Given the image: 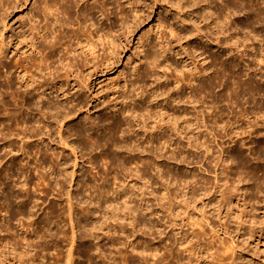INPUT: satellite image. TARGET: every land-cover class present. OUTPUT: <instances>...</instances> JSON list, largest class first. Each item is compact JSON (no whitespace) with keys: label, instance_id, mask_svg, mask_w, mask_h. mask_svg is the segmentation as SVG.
Segmentation results:
<instances>
[{"label":"rangeland","instance_id":"obj_1","mask_svg":"<svg viewBox=\"0 0 264 264\" xmlns=\"http://www.w3.org/2000/svg\"><path fill=\"white\" fill-rule=\"evenodd\" d=\"M99 1H102V0H99ZM257 1L255 0V2L259 3V5L256 3L257 8H260V9H257L258 12L256 11V13H257L256 14L253 11H251V8L249 6L250 0L249 1H247V0H132V2L130 4H125L123 6L122 17L127 22V25H125V26L123 25V27L118 25L119 27L118 26H116V28L114 27L116 30H114V28H112L113 31H115V32L118 31V33L113 32L114 34H116L114 42H111V41H110V43L108 41L96 42L97 44L92 49L93 52L91 54V53H87L86 47H82V46L80 47L79 45H77L75 40H72L71 42L66 40L68 42L67 44L71 45V53L70 54L66 53L67 52L66 49H64L63 51L60 50L57 52H53L51 55L49 54V56H51V57H49V60L47 61V65L50 67V69L57 67L60 60H63L65 62H69V60L71 61L72 65H73V68L71 69V71H72L71 74L74 76V78H73V76H71L72 79L70 78L71 80L69 81V83L66 82L67 84L64 85L65 86L64 89H66V92L68 91L69 96H70V94L74 95L73 97L75 99V103L77 101H79V99L82 98L81 100L84 101L83 103L86 105L84 107V109H82V111L84 113L82 112L81 114L83 116L81 114H77L74 118H71V117L68 118L69 120L73 119L72 120L73 122L70 123V122H67V120H66L64 123H68L70 126L65 124L66 127L64 125L63 128L61 129L62 133L64 131V134H66V135L68 134L67 136L71 137L72 140H70V142L72 141L73 144L72 143L70 144V142H69V145H65L64 143L61 144L62 142L59 143V140L56 139L55 133H51V132H55L57 130L59 122L57 123V125H53V127L55 126L56 130L53 129V127H52L53 130L51 129L52 131L49 132L50 135L45 137V138H49V139H45L46 141H44L45 142L44 144H46V146H48V148L51 150L49 152H52V151L56 152L57 151V153H58V151H59V153H58L60 155L59 159L62 157L61 160L64 161V163L66 161H68L67 162L68 167L65 166L68 169V173L72 172L71 169L76 170V173H75L74 178H73V182L71 183L72 191L75 193V192L80 190V187H78V186H81L82 188H86L88 186L90 187V186L96 185L99 182H102V183H99V185H102L103 183H104V185H106L107 181H108L107 186H109V184H110L112 187V185L115 184L119 187L121 184L118 181L119 180L121 181V179L123 180V178H124L123 181H125V180L126 181L125 182L122 181L123 182L122 184L124 186L121 185L120 187L124 188L125 190L127 189L126 192H128L129 194H132V195L136 191L137 192L139 191L138 194H140V191L142 192L143 190H144L143 193L147 192V191H145L146 187H144L145 186L144 184L148 185V183H150L149 181H151V182L153 181L152 184L154 185L153 188H155V189L158 188L157 186H159L160 189L163 186H166L165 182H167V180L171 184L173 183L174 186L175 185L177 186V187L176 186L174 187L171 184H169L168 186H170L172 188V190L171 189L170 190L173 192H176L178 195L175 194V196H174V194H172L170 191V193L172 195V196L170 195L171 198L166 196L168 198H164V199H162V196H160L161 195L159 192L160 189L158 188L159 191H158V189L157 190L154 189V192L157 193V195L154 196V198H156V199H154L155 200L154 203H153V198H152L153 196L150 197V195L146 194L148 199H150L149 200L150 205H152V203H153V206H157V207H154V208H156V209H154L151 206L152 210L151 209L150 210L153 211L151 216H150V214H148L149 211L148 212L146 211V213L144 212L143 217L145 220L149 216V218H148V220H146V222L148 221L147 223H149V221H150L153 224L155 223L154 225H152L150 223L149 224L146 223L147 228L146 227H143L144 229L142 228V230H144L145 234L143 233V231L141 229L139 231L140 233L137 232L139 230V228H141L139 226H138V229L136 230L135 228L131 229L130 226L125 225L126 227H128V228L124 227L126 229V230L125 229L123 230L125 235L123 234V232L119 233L120 231L118 230V231H113V232H116V234L114 233L115 235L113 234L114 236L110 237V235L113 232L109 231L108 233H111V234H108L106 232L107 227H109V228L115 227L116 228L118 226V222H117L118 220H116L114 222L113 219H108L107 222L104 223L106 225L102 224L103 226H107V227H105L106 229L102 226L101 228H103V229L97 228L95 230V235L98 236V240H94V241L99 243L101 250L104 251L105 254H107L108 251H110V252H108L109 254L111 252L114 253L116 251L115 252L116 254L111 253L113 255V258L115 257L114 260L116 261V263H118L117 260H120L119 262L124 264L123 260L126 259L125 257H128L127 260L130 261L129 258L131 255L132 261L130 262V264H135V263L139 264L140 259L144 264L145 261H143L141 258L143 256L142 255L139 256L140 254L138 253L139 254L138 255L137 251H134L133 247H132L135 243H136L135 245H137V243H138L139 248H140V246L143 247L145 245H149L150 248H151V246H152V248L157 246L159 248L158 252H157L158 253L157 256H159L160 259L163 258V260L160 261L161 264H174V262L177 261L175 256L180 255V254H181L180 259H182L184 264H221V259H223L224 261L227 260L228 264H264V175H263L264 169L262 170V168H264V155H263L264 154V140L262 139V137H264V133H263V131H264V128H263L264 125L263 124L264 123L260 122V123H258V125H255V124L251 125L254 127V129H252L253 127L251 129L256 130L255 134L254 133L249 134L248 132L242 133L239 135V138L241 137L243 140H241L238 144L233 143V142L231 143V140H230V138L232 136L231 134L233 133V131L235 132V129L233 130L232 126L227 124L229 122V120L230 119L234 120V118L236 116V118L240 122L239 125L242 123V125H243L242 127L244 129V128H247V125H248L247 121L249 120V118L251 120H253L251 118V117H253V115L251 114L252 116L250 115L248 119L244 118L245 115H242L240 113H239L240 115L237 114L234 116L232 113L228 112L229 110L226 107L227 106L226 104H228V107L231 108V103L234 106V104H233V103H235L234 101H236V103L238 102L239 104H241L240 106L242 107L245 104V102L247 101L246 104L247 103L248 104L247 105L245 104L243 106L244 108L252 109V107H254L253 105H256V107L253 108L252 110L257 109V111H259L260 110L259 106H262L264 104V95H263L264 94V91H263L264 80H260V74H259V76L257 74L256 78H254L252 76L253 75V73H252L253 69H251V68H254L255 66H257L258 61L261 62L260 60L264 59L263 58L264 52L263 53L261 52V50L263 49L262 46H264V31H263L264 30V26H263L264 25V19H263L264 18V12L262 9V7L264 6V4H263L264 0H262L263 2H261V4H263V6H261V7H260L261 4L259 2L260 0H257ZM37 2H38V0H27V2L24 5L17 7L15 10L10 9V12L8 11V13H10V14L5 18V21H6L5 24L9 25V27H7L6 29L3 27L6 31L2 27H0V30L2 28V33L5 37L4 39H5L6 43H9L8 46H6L4 48H6V51H9V54H8L9 60L11 61V64H12L11 70H12V73H15V76L16 75H23V72H21L20 69H16L15 67H13V62L15 59L18 58L19 55H24L25 52L28 53L29 47L25 46V45H22V46L18 45V42L16 41L15 36H13V34L16 35V33H17V35H19V33L20 34L23 33L22 31L24 30V31H26V33L31 35V32L29 30V25H30L32 20H33L32 23H34V22H35V24L39 23L37 25L38 27L42 26L41 24H43V22H39V20L37 18L32 19V15H31V11H30L31 8H33V11L37 10V4H38ZM240 2H241V4L243 3L244 6L241 5ZM87 3L91 4V5H95L96 9L99 8L98 7V1H95V0H77V3L74 6L75 14L80 13L81 10L87 6ZM238 4H239L240 8H239ZM241 6H243L242 7L243 10L241 9ZM222 7H224L222 9V12H225L228 10V13H229L230 9H233V10H231V12L233 11L232 14L230 15V13H229V17H230L229 20L225 18L226 12L225 13L221 12ZM111 8H112V5L109 4L106 6L107 11H105L106 9L103 8V13H104V14H102L103 16H101V13L97 14L98 17L100 18V21L104 22V24L107 21L110 22L111 20L115 19L114 13H110L112 10L114 11V9L113 8L111 9ZM242 11H244L245 13ZM209 12H211L212 14H210ZM248 12H249V14H248ZM252 12L254 14H252ZM261 14H262V16H261ZM104 15H105V17H104ZM252 15H255V16L252 17ZM232 17H234V18H232ZM108 18L110 21L108 20ZM230 19L234 20L233 21L234 23H230L231 22ZM250 19H252L253 22H250L251 21ZM258 23H260L259 26L262 27L263 30L261 28H257V27H259ZM106 24H108V23H106ZM261 24H262V26H261ZM252 25L254 27H252ZM76 28H77V25L75 24L74 26L68 27V29L67 28H65V29L70 34H72V33H74L73 30ZM36 31L34 30L33 33L35 34ZM254 32L256 33L258 40L260 38L259 41L263 42V43L260 42L262 45L257 44V43H259L258 40L256 42L252 38L251 34ZM43 33H46V31H44ZM37 34L38 33H36L35 35L37 36ZM51 34H52V32H51ZM12 37H14V38H12ZM10 39H12V40H10ZM0 40H3V36H1V31H0ZM9 40H10V42H9ZM207 40H209V42H207ZM38 42L41 43L42 39L40 38L38 40ZM249 42H250V44H249ZM253 42L254 43L256 42V43L253 45L252 44ZM249 45H251V47H252L251 48L252 50L250 49L251 51L249 50V48H250ZM65 46H66V44L64 45V47ZM260 47H262V48L260 49ZM253 48H254L255 52L253 51ZM148 51H150V52H148ZM149 53H150V56L148 57ZM252 54L256 58L257 57H260V58L259 59L257 58V61H256V58ZM252 57H253V59H252ZM252 60L255 62H253ZM83 64H87V66L84 67ZM260 64H263V63H260ZM249 66L250 67L252 66V67L250 68ZM83 68H85V69H83ZM249 68L251 70H249ZM247 69L249 72L246 71ZM80 71H82V74L80 73ZM245 71L247 72V75L244 73ZM250 72L252 74H249ZM61 73H63V72H61ZM90 73H91V76L88 77ZM243 73H244V76L242 75ZM83 74L86 78L85 84H87L88 87L86 85H84V83L81 84L82 83L81 80L84 79L82 77ZM235 74H237V75L239 74L237 78L234 77V76H237ZM75 76H77V78H75ZM230 76H232V78ZM248 76L251 78H249ZM46 77H48V76L46 75ZM25 78H26V74L24 73V79ZM49 78L50 77H48L47 80ZM51 78H52V76H51ZM242 78L244 80H242V82H240ZM252 78L255 79V82H252ZM231 79H232V81H231ZM233 80H235V81H233ZM245 80H247V81H245ZM19 81H21V78H19ZM19 81H18V79L16 80L17 83ZM17 83L15 84V87H18ZM242 83H243V85H242ZM224 84H226V87ZM235 84L239 87V89ZM239 84H240V86H239ZM241 85L242 86L246 85V86L242 87ZM84 86H86V87H84ZM138 86H140V87H138ZM203 86H204V88H202V90H201L200 87H203ZM233 86H235V87H233ZM257 86H258V88H256ZM206 87H208V88H206ZM139 88H141V89H139ZM193 88L195 89L194 92H193V90H194ZM232 88H236V89L232 90ZM242 88L244 90L243 93L241 91ZM259 88L260 89L262 88V91H259ZM134 89H137V90H134ZM138 89L143 90L145 92L144 95H142V96L137 95L136 93L140 92ZM209 89H211L210 94H208ZM190 90H191V92H190ZM196 90H197L196 95H198L199 90H200L199 95L202 96L204 94L202 97H200L199 95L197 96V101H198L199 97H200L199 99L202 101V102L200 100L198 101L199 103L201 102L200 104H203V102L205 101V103L202 106L200 104H195V106H194V103H198V102H191L193 104L192 105L186 99L187 96L190 95V94H188L189 92L195 93ZM247 90L248 91L251 90V96H250V91L248 92ZM52 92L49 91L48 93H52ZM220 92H222L225 97ZM227 92L228 93L230 92V93L228 94ZM253 92H255V94ZM259 92H260V94L261 93L262 94L260 95ZM205 93H207V95H209V96H207V95L205 96ZM59 94H60V92H59ZM252 95L255 96V97L253 96L255 99L252 97ZM184 96H186V98ZM219 96H221V97L223 96V97L218 98ZM242 96H244V97L248 96V98L250 97L249 98L250 100L247 98H244L245 99L244 100ZM203 97H204V99H202ZM205 97H209L208 100L214 98L213 100H210L213 103L212 105H215L217 102L218 104L215 106L220 105L219 107H223L224 109L222 111H224L223 114H225V117L223 116V114H219V112L218 113L216 112V110L218 111V109H216L215 113H214V111H213L214 109L211 108V112L213 111L212 115H211V112L209 110L206 111L205 107H207V106H205V104L208 101H207V98H205ZM232 97L234 100L232 99ZM10 98L11 97H8V99H7L8 103H9V100H12ZM228 98L230 100H228ZM256 98H257V100H256ZM76 99H77V101H76ZM179 99L181 101H179ZM182 99H183V102H182ZM225 99L227 100V101H225L227 103H223ZM185 100L188 102V104L190 103L189 106L186 105L187 103L185 102ZM251 100H253L254 102L253 103L250 102ZM228 101H231V102H228ZM257 101H258V105H257ZM211 102L209 103L210 105H211ZM8 103H7V105L8 106L11 105L13 108L14 107L19 108V106H18L19 103L22 105L21 102L16 103V106L14 104L15 103L14 101H11V103H9V104ZM132 103H133V105H132ZM178 103H180V104H178ZM128 104H130L132 107H134L132 111H134V110L135 111L134 112L131 111V112H132V115L134 113L136 116L132 118V125H129L128 127H126L127 126L126 123L130 124L131 120L128 123L124 116H128V114H130V112L124 113L122 115V113H118V111L115 112L114 109L112 110V108H114V106H115V108H119V107H122V106L128 105ZM209 104L207 103L206 105L209 106ZM250 104H251V106H250ZM259 104H262V105H259ZM21 105H20V107H21ZM199 105L201 106V108ZM196 106H199L197 111H195V109H197ZM247 106H250V107H247ZM12 107L9 108L11 111L13 110ZM225 108H227L228 111ZM262 110H264V108ZM88 111H90L89 112L90 116H91V114L93 115V116H91L93 118V119H91V120H93L92 122H94V121L96 122L97 126L94 124L96 127L95 131L93 129L89 130V128L91 127V124H92L91 122H88L86 120L87 121V122L85 121L86 124H83L84 120H83V118H82V120L80 118L81 116L84 117L86 114L85 112H88ZM187 111H189L190 113H188ZM192 111L194 113L201 111L202 113L200 112V114L196 113L194 115V113ZM1 112H3V110ZM1 112H0V115L2 118L4 116H2L3 114ZM113 112L117 113V114H114ZM145 112L147 114L146 116H144ZM185 112H187V113H185ZM262 112H264V111H262ZM203 113H206L207 116L210 115L207 117L204 114L205 119L207 118L206 121L208 120L206 123H209V125L208 124L207 125L210 128V130L209 131L203 130L205 132V134H203V131L202 132L199 131V133L201 134L200 135L197 131H196L197 133L195 132V129H194L195 128V125H194L195 122L194 121H197V119H199L201 117L200 115H202ZM213 113H214V115H213ZM226 113H227L228 118L226 116ZM231 114H232V117H231ZM140 115H142L145 120L143 118H141L142 116H140ZM162 115L164 116V118L160 117ZM197 115H199L198 118H197ZM217 115H219V116L217 117ZM221 115H222V117H224V120L228 119L227 120L228 122L225 120L224 123H222L221 122ZM241 115H242V118H241ZM158 116H159V118H158ZM191 116L192 117L196 116V119H195V117L192 118ZM214 116H215V118H214ZM255 116L259 117V113H258V115H255ZM94 117L96 120L94 119ZM151 117H153L154 119L153 118L151 119ZM171 117L172 118L174 117V119H172ZM177 118L178 119L180 118V119L178 120ZM113 119H115V120L113 121ZM133 119H134V121H133ZM243 119H246V120H243ZM258 119H260V118H258ZM153 120H154V122H153ZM160 120H162V122L163 121H165V122L171 121L170 125H173V123H176L177 121H179V123L177 122L179 125L176 123L173 126L175 127V125H178L177 129L180 127L179 129H182L180 131H184V132H185V129L183 130V128L184 127L186 128L187 135L185 132L184 133L185 137H183L184 139L182 138L186 144H187L186 139H188V134L190 133L189 136H191L192 135L191 133H193V134L195 133L194 136L192 135L189 138L194 139L193 141L191 139L192 145H194L193 147H195V145H196V147L198 146L197 148L195 147L194 150L195 149L197 151L199 150V152H196V150L192 151V149H193L192 147H188L189 149L188 148L186 149L188 144L186 145L183 141H180L182 139H180V140L177 139L175 136L176 134H174L173 130L172 129L169 130V127L167 129V126L169 124L163 123V125H165V126H163L162 122H160ZM210 120H212V121L214 120V122H212ZM242 120L244 122L246 121L247 123L246 122L244 123ZM143 121H145L146 124H143ZM172 121H173V123H172ZM218 121H219L218 124H214ZM259 121H261V120H259ZM134 122H136L135 124H138L141 122L140 123L141 124L140 129L138 131H134V130H137V128H135V127H139L138 126L139 124L137 126H135V124H133ZM152 122H153V124L155 122H156V124H157V122L159 123L157 125L154 124L156 126V129L158 130V132L160 131L159 133L157 132L155 127H154V130L152 129L153 128ZM183 122H184V124H183ZM220 122H221V124H220ZM72 123H73V125H71ZM212 123H213V125H212ZM116 124H120L121 126L119 125L120 126L119 127ZM210 124L212 126H210ZM219 124L221 126L223 125L222 128L221 127L218 128ZM143 125H145V126H143ZM161 125H162V129L160 128ZM184 125H186V126H184ZM188 125H190V126H188ZM249 125H250V123H249ZM117 126H118V128H117ZM133 126H135V127H133ZM173 126H171V127H173ZM192 126L194 127L193 130H192V128L191 129L189 128ZM256 126H258V127L260 126L259 127L260 129ZM71 127H73V129ZM84 127L85 128L88 127V131H90V133L93 130L92 133H93V137H96V139L94 138L95 140L91 141L92 138H88V140H87V136L85 135V132H83L85 129ZM108 127H109V129H108ZM110 127L113 129V131H109V130H112ZM145 127L148 130L147 131H145V130L141 131L142 129H145ZM77 128L79 131L76 130ZM79 128H81L82 131H80ZM120 128H121V131H120ZM122 128H124V133L122 132L123 131ZM149 128H151V131L153 130V132L157 133V135L155 133V137L157 136L155 138V141L157 143L155 141L153 143L154 146L156 147V150H155V147L152 146L153 144H151V143H150L151 145L149 144L152 151H154L152 153V156H150V157L153 158V155L156 157L159 155L161 157V158L159 156L157 158L154 157L153 158V160L155 161V162L153 161L154 163L152 162V160L151 161L148 160L149 158L147 159V157H148L147 154H143L144 152H146V151H143V149L145 150V148H146V150H147V148H148V150H149V148H150V147H148V141L146 142V139L148 140L147 135L150 133ZM216 128H218V129H216ZM65 129H66V131H65ZM116 129H119V130H116ZM248 129H247V131H249ZM75 130L79 132V133H77L79 137L76 136L77 134H75V132H76ZM98 130H99V132H97ZM127 130L130 131V135L134 133V135H131L132 138L129 137V134L128 135L125 134L126 132L129 133ZM189 130H190V132H189ZM223 130L225 132H223ZM228 130H230L232 132H230ZM162 131H164L165 133H162ZM192 131H194V132H192ZM210 131H212V132H210ZM220 131H222L223 134L225 133L224 135L226 136V139L229 142L224 138L223 135H221L222 133ZM95 132H97V133L95 134ZM110 132H111V134H110ZM121 132L123 133L124 136L126 135L125 137L127 139L123 136L120 137L122 135ZM137 132L139 133V135H140V133H141V135H142V133H145L142 136L137 135L139 139L143 138L142 140H139L137 138V136L135 135V133L137 134ZM217 132L220 133V137L218 136L219 133H217ZM228 132L230 133L229 137H227L229 135ZM72 133H74V134L72 136H70ZM116 133H117V137H115ZM169 133L171 134V138H174V140L173 139L171 140V143L167 142L168 140L171 139V138L168 139L169 138L168 136L170 135ZM246 133H248V135ZM79 134L84 135L86 138H84V136H82V135L80 136ZM165 134L168 136H166ZM197 134H199V135H197ZM211 134H213V135H211ZM257 134H259L260 136H261V134H263V135L260 137ZM94 135H97V136H94ZM113 135L115 138L113 137ZM215 135L218 139L215 137ZM234 135L235 136L232 137V140L233 139L236 140L238 137V136H236L235 133H234ZM250 135H252L253 138ZM134 136H136V137H134ZM160 136L164 137L163 140L166 141L165 144H164V142H161V141H163L162 139L161 140L159 139ZM186 136H187V138H186ZM206 136H207V138H206ZM210 136H213V137H210ZM221 136L223 137V139H225V141L221 138ZM109 137H110V139H109ZM140 137H142V138H140ZM145 137H147V138H145ZM200 137L202 139L204 138L205 139L204 141L207 144L204 141H202L200 143V141L202 140ZM235 137H236V139H235ZM112 138H114V139H112ZM119 138H121V139H119ZM197 138H199L198 139L199 143H198V140L196 141ZM211 138H213L214 140H212ZM69 139H68V141H69ZM89 139H91V140H89ZM111 139H112V141H111ZM209 139H210V141H208ZM105 140L113 142V145L108 146L109 144H112V143L106 142ZM157 140L158 141L160 140V141L158 142ZM221 140H222V142H221ZM248 140H249V142L250 141L251 142L249 143ZM95 141L97 143L93 144ZM116 141L117 142L120 141L118 143L120 145H118ZM172 141H174V142L172 143ZM175 141H176V143L178 141H180V142H178L176 144ZM226 141L228 144L225 143ZM141 142H142L143 146H142V144H139ZM181 142H182V145H181ZM194 142H196L198 145L196 143L194 144ZM223 142L225 143V145H223ZM242 142H244L246 144V146H243L245 144ZM258 142H260V143L258 144ZM114 143L116 144V146H114L115 145ZM124 143H127V144H125V145H127V147L129 145V147H128L130 149V150L128 149L129 152H133L132 150H134V152L137 154L136 155V156H138L137 162L139 160V162L141 163V166H140V164L138 162V169L140 171L139 167L142 168L141 170H143V166L145 167L144 168L145 172L143 171L145 173V177L142 176L144 174H142L143 172L140 171L139 173H137L139 176H133V177H136V179H137L135 181V179L131 175H129L130 173L128 172L129 171L128 167H130V166L127 165L126 169L125 168L123 169V167H121V164L118 161L121 160L125 154L126 155L128 154V152H127L128 150L125 151V149H123V151H122V148H124V146H123ZM158 143H161V146L164 144L163 147L164 148L166 147V149L162 150L161 149L162 147ZM174 143H175V146H174ZM208 143H211V144L209 145ZM240 143L243 145H241ZM121 144L123 147L121 146ZM133 144H136L135 147L136 148L138 147V149L141 146L142 151L141 152L139 151L141 149H139V150L135 149ZM144 144H146L145 148H143L145 146ZM183 144H185V145H183ZM202 144L205 145V147L201 146ZM156 145L158 146V148L160 147V149L158 151H160L162 153L161 155L157 151ZM170 145H171V147L173 145V147H172L173 150H171L172 152L170 151V149H172L170 147ZM176 145H177V147H176ZM211 145H213V146H211ZM233 145L235 147H233ZM262 145H263V147H262ZM68 146H70V147H68ZM112 146H114V147H112ZM117 146H118V148H116ZM178 146H180V147H178ZM181 146H184L183 147L184 149H182ZM206 146L210 149L209 151H211L212 148H213V150L211 152H205L204 149H206ZM226 146H227V148H226ZM248 146L250 148H247ZM119 147L120 148L122 147L121 150L119 149ZM231 147H232V149H231ZM253 147L254 148L256 147V148L254 149ZM153 148H154V150H153ZM179 148H181L182 150ZM219 148H224L225 151L227 150L229 152L234 153V154L228 153L227 151L224 153L223 160L226 161L225 164L227 167L225 166L224 162L222 164L219 161V159L217 158L218 156H220L218 154V152L220 153V150H218ZM71 149H73L72 151H74L76 155H73L72 151H70ZM175 149H177L178 151L177 150L174 151ZM185 149H186V151H185ZM202 149H203V151H202ZM233 149H234V151H233ZM236 149H238L239 151L241 149L242 151L239 152ZM259 150H261V152ZM108 151H109V155L107 153ZM112 151H115V153H117L119 156L117 154H114ZM124 151H125V153H124ZM165 151L167 154L165 153ZM188 151L191 152V153L189 152V155H188ZM192 152H194V153H192ZM138 153H141L142 155L138 154ZM156 153L157 154L159 153V154L157 155ZM169 153H171V154L174 153L173 154L174 156L171 155V156H173L172 157L173 159H170L171 156ZM175 153L178 155H176ZM185 153H187V154H185ZM207 153L209 154V156H206ZM212 153H213V155H212ZM239 153H240V155H238ZM257 153H259V154H257ZM106 154H107V156H106ZM112 154H114V158H113ZM204 154H206V155L203 156ZM115 155H117V157ZM120 155L122 156V158L119 159V157H121ZM143 155H147V156H144V158H143ZM192 155H193V157H192ZM74 156L77 157V165L75 167H73L75 164V163H73L74 162L73 161ZM109 156L112 158V160L114 159L118 163L115 162L114 160L111 161V158H109ZM162 156H163V158H162ZM166 156L169 158L166 159ZM177 156H179L181 158H179ZM228 156H229V158H227ZM240 156H241V158H239ZM242 156L244 158L245 157L246 158L243 159ZM63 157H64V160H63ZM140 157H141V159H139ZM184 157L186 159L189 157V159H187V161H186V162L190 161L188 163V165L185 164L186 162L184 161V159H185ZM203 157H204V159H202ZM209 157H211V158H209ZM225 157H226V159H225ZM231 157H232V159H231ZM234 157H236V158H234ZM65 158H66V161H65ZM68 158H70V161L72 159L73 160L71 162H69V160H67ZM135 158H137V157H135ZM19 159H21V158H18L17 161H15V162L18 163ZM143 159H144V161L145 160L150 161L149 166L151 168L150 167L147 168L148 165H146V163L148 161L147 162L146 161L141 162V160H143ZM161 159L163 162L161 161ZM175 159H178L180 162L178 160H175ZM180 159H183V160H180ZM213 159H214V161H213ZM233 159H236V161H234ZM167 160H169V163L171 162L173 165L169 164ZM174 160L176 162H174ZM191 160H192V162L193 161L194 162L192 163ZM208 160L210 162H208ZM232 160H233V163H232ZM237 160L239 162H237ZM248 160H250V161H248ZM215 162H217L216 166H215ZM244 162H246V163L244 164ZM67 163L65 165H67ZM247 163H248V165H247ZM252 163H253V165H252ZM117 164H119V165H117ZM230 164H231V166H230ZM16 165H17L16 167H20V166H18V164H16ZM158 165H160L161 169H163V170L167 169L166 173H165V171H162ZM166 165H168V167ZM169 165H171L172 167ZM132 166H134L133 167V169H134L136 165H134V163H133ZM152 166L155 168L158 167L157 169H155V170H157V172L154 171V168ZM181 166L183 167V169L181 168ZM188 166L192 170H190V168ZM222 166H223V169H226L224 171L225 173L223 172L225 175L224 174L222 175V177L224 176V178L226 179L225 180L226 182L224 181L225 183L222 184V181L220 180L221 184L219 182L218 185H220V186L222 185L223 187L217 186L219 188H215L213 186L214 184H216L215 183V174L217 172L222 171V168H221ZM255 166H257V168H255ZM229 167L230 168L232 167V168L230 169ZM243 167H246V170ZM121 168H122V170H121ZM247 168L249 170H247ZM158 169H160V171ZM177 169L178 170L180 169V170L178 171ZM255 169L256 170L259 169L260 171L259 170L256 171ZM235 170H236L237 176L241 175L240 176L241 178L237 177L236 174H234ZM126 171L129 174L124 173ZM168 171H170V172H168ZM187 171H189V174ZM226 171L229 172L228 176L226 175L227 174ZM232 171L234 173H232ZM243 171H248V172L245 173ZM148 172H150V173H148ZM151 172H152V174H151ZM177 172H179V174ZM190 172H192V173H190ZM121 173L123 174L124 177L121 175ZM133 173H132V175H133ZM159 173H160V175H159ZM162 173L165 175L167 173L168 174L172 173L173 178L175 177V174H173V173H176V175L178 174V178H180L181 180L177 178L178 181L177 182L175 181V183H174L173 178H171L172 176L169 177L168 174H167V176L163 175L165 177L163 179H161ZM180 173L183 174L184 176L185 175L186 176L184 177ZM137 174H135V175H137ZM147 174L148 175L151 174V175L148 176ZM217 174H220V173H217ZM232 174H234V175H232ZM1 175H3V174H0V177H1ZM128 175L132 178L129 179ZM153 175H155V177H153ZM191 175H193V176H191ZM230 175L233 177L231 178ZM69 176H70V174L68 175V177ZM147 176L149 179L146 178ZM150 176H152L154 179L152 178L150 180ZM188 176H189V178L194 177V176L196 177V178L194 177L195 179L194 178L190 179V181L193 180V181H191L190 186H192V184H193V186L195 185L194 187L196 190H197L196 187H199V185L192 183V182L198 181V183L199 184L202 183L203 186L204 185L206 187L213 186V189L211 190V193L210 194L207 193L208 195L206 194L205 197L203 194H202L203 196L201 195L202 198L197 196V201L195 200L192 203H189L190 201L187 203L184 201L182 202L181 199H178V200L176 199L177 204L175 203V205H174L175 207H174V210L172 213L170 207H168L169 210L167 208L168 201L171 202L172 197H179L181 195L182 188L184 186H186L185 181H186V179L187 180L189 179ZM229 176L231 179L229 178ZM242 176H243V178H242ZM114 177L116 178V180ZM137 177L138 178L140 177V180H142L141 181L142 184L146 180L148 181V183H144L143 186H141L142 184L140 183V180L138 181ZM141 177H143V179ZM201 177H202V179H201ZM234 177H237V178L235 179ZM244 177L246 180H241V179H244ZM4 178H5V175H3L0 178V183L2 184V185H0V192H1V190L4 191L6 189V186H5L6 182H10L9 179H6L8 181L5 182ZM66 178H67V176H66ZM157 178H160V179L157 180ZM203 178H204V182L202 181ZM247 178H249L250 180ZM2 179L4 180L3 183H2ZM106 179H108V180H106ZM169 179L172 181H170ZM68 180L70 181L69 178H67V181ZM75 180L77 181V183H75L76 182ZM78 180L82 181L83 184H81V182H79ZM104 180H105V182H104ZM154 180H156V181L154 182ZM161 180H165V182L162 181V184H161V182H160ZM183 180H185V181L183 182ZM199 180H201V183ZM239 180H240V182H239ZM232 181H234V182H232ZM236 181H238V182H236ZM247 181L250 182V183H248L249 186L247 185ZM113 182H115V183H113ZM128 182H129V184H128ZM169 182H167V184ZM205 182L207 184H204ZM216 182H217V180H216ZM244 182H246V184ZM4 183H5V185H4ZM94 183H96V184H94ZM118 183L120 185H118ZM124 183H126V184H124ZM133 183L135 184V186ZM155 183H156V186H155ZM74 184H77V185L79 184L78 186L76 185L79 189ZM139 184H141V185H139ZM181 184H184V185L181 186ZM236 184H237V188L235 187V189L232 190L234 188V186H236ZM178 185H179V187H178ZM72 186L74 189L72 188ZM137 186L138 187L141 186L142 190L141 189L138 190V188H135ZM128 187H130V188H128ZM131 187H133V190H132L133 193H132V191L129 192V189L130 190L132 189ZM173 187L175 189L177 188V190H175ZM194 187H192V188H194ZM256 187H258V188L260 187L261 189L257 188V190H256L255 189ZM75 188H77V189H75ZM82 188H81V190L83 192L84 190ZM192 188H190L189 192L191 191ZM220 188L225 190V192H223V190L221 191L223 194L220 191H218V192H220L221 194H218L217 190L218 189L221 190ZM239 188L242 192L238 196L239 192H237L238 191L237 189H239ZM51 189L52 188H49L48 189L49 194H48V192H47L48 195L46 194L48 197L45 195L46 197L44 199H45L46 203L36 205L37 206V207L35 206L36 210L33 209V211L37 212V215L40 214L41 217L46 212L47 213H49L51 211L54 212L53 214L54 215L56 214V215L54 216L51 213L52 217H55V218L57 217V219L59 217L60 218L59 220L62 221L61 223L66 224L63 227L65 230L62 228V230H64V232L62 234H60L61 236H59V237L57 236V238H56L57 242H55V241H54V243H53V241H51V243L49 242L50 246H49V243L46 244L47 246H49V248H47L46 245L43 247H38L40 249L37 248V250L36 249L34 251L32 250L31 251L32 253H30V252L27 253L29 255L26 254L27 256L26 255H25L26 257L23 256L22 259L18 258L19 255H17L18 257H15L16 255L14 256L13 253L6 252L5 260L1 261L2 263H0V264H21L22 262H23L22 264H30L31 263L30 261H32V262L34 261V263H31V264H40V263L43 264L44 262H45L44 264H64L65 259H66V254H67L65 252L69 249L68 246L70 247L71 243L74 246V248H73V250H74L73 257L75 260L74 264H105L106 262L109 263V261L111 260L110 257L109 258L106 257L107 260L110 259L109 261H106V259H104L105 261H101L104 256L101 257L102 259L99 258L100 256L99 257L97 256L99 251H96L95 250L96 247L95 248L93 247L95 245V243L93 244L94 238L93 239L90 238L91 241L90 240L87 241L86 238H85L86 240L85 239L82 240L77 236L78 234H76V238H74L75 241L73 240L74 242H72V239H71L72 231H71V228L68 226V225H70L69 222H67V220H69V219L66 215H65V217H67V218H64L63 217L64 214L60 213V211L62 212V210H63L62 208L65 207L66 201H64V200L66 199V197L64 195V196H62L63 198L61 199L60 196L55 195V193H57V191L55 189H53L54 191ZM195 189H193V190H195ZM214 189H216V190L213 191ZM244 189L245 190L247 189L249 191H245ZM81 190H80V193H82ZM92 190H93V188H92ZM198 190H200V189L198 188ZM157 191L159 192L160 195L158 194ZM197 191L195 193L196 195H197ZM200 191H198V193ZM233 191H236L237 194H236V192H233ZM243 191H244V193H243ZM50 192H51V194H50ZM213 192L217 193V194L215 193L216 196L214 195ZM246 192H248V194ZM1 193H0V201L1 200L3 201V196H4L3 193L4 192H1ZM156 193H153V194H156ZM234 193H235V195H233ZM83 195L85 196V194H83ZM132 195H131V197H132ZM222 195H223V197H225V199H228V196H229V200L232 197V199L229 201L230 204L227 205L228 201L222 199L223 198ZM80 196H82V195H80ZM136 196H137V194H135L133 197L136 198ZM157 196H159V197H157ZM236 196H237V198H236ZM242 196H243V198H242ZM86 197H87V195H86ZM198 197H199V199H198ZM239 197H240V199H239ZM135 198H133V199H135ZM40 200L38 201L39 203H41ZM218 200H222V201L218 202ZM223 200L226 203L222 204ZM128 201H129V199H128ZM150 201H152V202H150ZM156 201H158V205H157ZM159 201H161V202L159 203ZM179 201H181V202H179ZM15 202L16 203L13 202L14 205L12 204L14 208H12V206H10V210L12 208V212L10 213V215L12 213L14 214V212L17 210L16 209L17 208L16 207L17 201H15ZM52 202L56 203V205H54V203L52 204ZM163 202L164 203L167 202V203H165V204H167V206L164 205L165 207H163V204H164ZM178 202H179V204H178ZM32 204H33V202H32ZM160 204H162V205H160ZM0 205H1V207H3L1 203H0ZM41 205H42V207H41ZM47 205L49 206V208ZM51 206H53V207H51ZM56 206H57V210L55 208ZM158 206H160L162 212L159 210L160 208ZM219 207H221V208H219ZM53 208H55V209H53ZM77 208H79V207L76 206V210H77ZM124 209H125V207H124ZM38 210L40 212H38ZM125 210H127V209H125ZM154 211H155V213H154ZM42 212H43V214H42ZM57 213H60V214H57ZM124 213H126V212H124ZM156 213L158 215H156ZM168 213H170V214L172 213L173 215H168ZM2 214H4V213L3 212L0 213V217ZM51 214H50V216H51ZM162 214L165 215V218ZM7 215L9 216V214H7ZM153 215L156 218L154 217L152 219ZM166 215H168L174 221L169 219V217ZM61 216H62V218H61ZM145 216H147V217L145 218ZM19 217H21V216L16 214V217H15L16 220ZM161 217H162V220H161ZM157 218H158V220H157ZM149 219H152L155 222H153ZM16 220L15 219L13 220L16 224L12 223V225L14 227H16V225L18 223V220L17 221ZM112 220H113V222H111ZM169 220H170V223L168 222ZM160 221H163V222H160ZM202 221L203 222L205 221V223L203 225H201ZM165 222H167V223H165ZM112 223H114V224L112 225ZM24 224H25V226L26 225L28 226L27 223H24ZM156 224H158V226ZM162 224H164L165 226ZM114 225H116V226H114ZM147 225H150L151 227L150 226L148 227ZM166 225H168L169 227ZM152 226H153V228H152ZM145 228H146V230H145ZM127 229H130V231L132 230L131 232L133 234ZM147 229L149 232L151 230L152 233L151 232L147 233L146 232ZM133 230H136V232ZM154 230H156V231H154ZM157 230H158V232H157ZM70 231H71V233H70ZM193 231L200 236L194 237ZM128 232L131 233V235ZM159 232L161 233L160 235H159ZM167 232H168V234H167ZM141 234H143V235H141ZM165 234H167V236ZM191 234H193L192 235L193 237L191 236ZM65 235H66V239L64 237ZM105 235H107V236L109 235L108 238H107V236L105 237ZM118 235H120V236H118ZM122 236H124V237H122ZM126 236L127 237L131 236V237L129 239V237L127 238ZM109 237H110V244L114 245V247L116 246L115 248L109 244ZM125 237H126V239H125ZM60 238H62V239H60ZM112 238H114V241ZM153 238H155L154 240H156V241H153L152 240ZM165 239H167V240L165 241ZM111 240L113 243L111 242ZM116 240H118L120 242H118ZM174 241L175 242L177 241V242L175 243ZM181 241H182V245H181V243H179ZM114 242L116 244L118 243L119 246H118V244L116 245ZM123 242H124V244H123ZM121 243H122V245H121ZM56 244H57V246H56ZM154 244H156V245L154 246ZM179 244H180V246H179ZM91 245L93 248L91 247L92 250H89V246H91ZM117 248L121 251H119ZM107 249H109V250H107ZM111 249L112 250L114 249V251H111ZM184 249H186V251L181 253V251H183ZM21 251L18 250L17 252H21ZM90 251H92V252L95 251L96 253L91 252V254H92L91 255ZM165 251H166V253H165ZM119 252L120 253L122 252L121 253L122 255H119L120 254ZM88 253H89V255H88ZM147 253L152 254L153 252L149 251ZM154 253H153V255L144 254V255H147L148 257H151V256L154 257V258L152 257L151 260H150V258H148V261L152 262V264L158 260V257H156L154 255ZM78 254H80V255L78 256ZM123 255L124 256L126 255V256L124 257ZM121 256L124 258L122 259ZM13 257L15 259H13ZM134 257H135V260H134ZM16 258H18V259H16ZM119 258H121L122 261ZM212 258H214V259H212ZM43 259H44V262L42 261ZM112 260L110 261L109 264L114 263V261H112ZM133 260H134V262H133ZM103 262H105V263H103ZM160 263H157V264H160ZM140 264H142V263H140Z\"/></svg>","mask_w":264,"mask_h":264},{"label":"bare ground","instance_id":"obj_2","mask_svg":"<svg viewBox=\"0 0 264 264\" xmlns=\"http://www.w3.org/2000/svg\"><path fill=\"white\" fill-rule=\"evenodd\" d=\"M95 1H98V7L99 8H97L96 9V6L95 5H91V4H88L87 3V6L84 8V9H82L81 10V12L80 13H78V14H75V12H74V6H75V4L77 3V0H38V4H37V10L35 11H33V8H31V15H32V19H34V18H37L38 20H39V22H43V24H41L40 26L41 27H38L37 25L39 24V23H36L35 24V22L34 23H32V21H31V23H30V25H29V30H30V32H31V35L30 34H28V33H26V31H22L23 33H19V35H17V33H16V35H14L13 34V36H15V39H16V41L18 42V45H20V46H22V45H25V46H28L29 47V52L27 53V52H25V54L24 55H19L18 56V58L17 59H15L14 60V62H13V67H15L16 69H20V71L21 72H23V75H16L15 76V73H12V70H11V67H12V64H11V61L9 60V51H6V48H4V47H6V46H8V44L9 43H6V41H5V37H4V35H3V33H2V28L4 27L5 29L7 28V27H9V25H7V24H5V18L10 14V13H8V11L10 12V9L12 10H15L17 7H19V6H22V5H24L26 2H27V0H0V27H2L1 28V36H3V40H0V112L3 110V112H1L3 115L2 116H4V117H2L1 118V115H0V174H3V175H5V182L6 181H8V180H6V179H9L10 180V182H6V185H5V183H4V185L6 186V189L3 191V190H1V192H4L3 193V201L1 202L0 201V203L2 204V206L3 207H1V205H0V213H4V214H2L1 215V217H0V263H2L1 261H4L5 260V255H6V252H11V253H13V255L15 256V257H18L17 255H19V257L18 258H20V259H22V257L23 256H25L27 253H32L31 251L33 250H37V248L38 247H43V246H45L46 244H48L49 242L51 243V241H53V243H54V241L55 242H57L56 241V238H57V236L59 237V236H61L60 234H62L63 232H64V226L66 225L64 222V224H62L61 222L62 221H60L59 219V217H58V219H57V217L55 218V217H52V214L54 213V212H49V213H44L43 214V212H42V217L40 216V214L39 215H37V212H35V211H33V209H35L36 210V208H35V206L36 205H38V204H45L46 202H45V197L49 194V192H48V189L49 188H52L51 190H53V189H55L56 191H57V193L59 194H57V193H55V195H57V196H60L61 197V199L63 198L62 196H64L65 195V197H66V199L64 200V201H66L65 202V207H63L62 209V212L60 211V213L61 214H64V218H67L68 217V219L69 220H67V222H69V224L70 225H68L70 228H71V231H72V237H71V239H72V242H74L75 240H74V238H76V234H78L77 236L80 238V239H87V241H89L90 240V238H94L93 239V241L94 240H98V236L97 235H95V230L97 229V228H99V229H103V228H101L103 225L102 224H104L105 222H107V220L108 219H113L114 220V222L116 221V220H118L117 222H118V226L115 228V227H112V228H109V227H107V226H103L104 228L105 227H107V233L109 232V231H120L119 233H121V232H123V230L125 229L124 227H126L125 225H127V226H130L131 227V229L132 228H135L136 230L138 229V226L139 227H141V228H139V230L137 231L138 233H140L139 231H140V229L142 230V228L143 227H146V223L148 222H146V220H148V218H149V216H148V218L145 220L144 219V212L146 213V211L148 212L149 211V213L148 214H150V216L152 215V213H153V211H151L152 209H151V206L154 208V207H157V206H153V203H154V199H156V198H154V196H156L157 195V193L156 192H154V189L155 188H153V184H152V182L151 181H149L150 183H148V181L146 182H144V183H148V185H146V184H144L145 186L144 187H146L145 188V191H147V192H145V193H143V191L141 192L140 191V194H138L139 193V191L137 192L136 190V192L135 193H133V187L135 186V184H134V186L133 187H131L132 189L130 190L129 189V192H131L132 191V193H133V195L132 194H129L128 192H126V190L124 189V188H121L120 186L121 185H123L122 183L123 182H125V181H123L124 180V178H123V180L121 179V181L119 180L118 182H120V184L118 183V185H120L119 187L117 186V185H112V187H111V185L109 184V186H107V182H106V185H104V183L102 184V185H99V183H102V182H99L98 184H96V183H94V184H96V185H93V186H88L87 184V186L88 187H86V188H82L81 186H78L77 184H74L75 186L77 185L78 187H80V190H81V188L84 190L83 192H82V190H81V192L83 193V194H85V196L82 194V193H80V190L79 191H77V192H73L72 191V189H71V183L73 182V178H74V175H75V173H76V170H74V169H71L72 170V172L71 173H68V169H67V167H68V161H66V158H65V163H64V161H62L61 160V158L59 159V157H60V155L58 154L59 153V151H58V153H57V151L55 152V151H52V152H49V151H51L49 148H48V146H46V144H44L45 142L44 141H46L45 139H49V138H45V137H47V136H49L50 134H49V132L50 131H52L53 129H55L56 130V128H55V126L53 127V125H57V123H58V128H57V130L55 131V132H51V133H55V135H56V139L57 140H59V143H61V144H65V145H69V142H70V140H72L71 139V137H69V136H67L66 134H64V131H63V133L61 132V129L63 128V126L65 125V124H67L68 126H70L68 123H64L66 120H67V122H73L72 120H69L68 118H74L77 114H81L83 111H82V109H84V107L86 106L83 102L84 101H82L81 99H79V101H77V99H76V103H75V99H74V95H71L70 94V96L68 95V91L66 92V89H64L65 88V84H67V83H69V81L72 79V77L71 76H73L71 73H72V71H71V69L73 68V65H72V63H71V61L69 60V62H65V61H63V60H60V64L58 63V65H57V67H54L53 69H50V67L47 65V61L49 60V57H51V56H49V54L51 55L53 52H57V51H63L64 49H66V53H68V54H70L71 53V45L69 44H67L68 42L66 41V40H68L69 42H71L72 40H75L76 41V44L77 45H79L80 47L82 46V47H86L87 49V53H91L92 54V52H93V48H94V46L97 44L96 42H101V41H108L109 43H110V41L111 42H114V40H115V35L116 34H114V33H118V31L117 32H115V31H113V29L112 28H116V26H118V25H120V26H122L123 27V25L125 26V25H127V22L124 20V18L122 17V15H123V6L125 5V4H130L131 2H132V0H102V1H99V0H95ZM247 1H249V0H247ZM257 1V0H256ZM258 2V1H257ZM257 2H255V0H250V8H251V11H253L254 13H256V11H257V9H260V8H257V5H256V3ZM260 2V4H261V2H263L262 0H260L259 1ZM109 4H111L112 5V8L114 9V11L112 10L110 13H114V16H115V19L114 20H109V18H108V20L110 21V22H105V24H104V22H101L100 21V18L98 17V13H101V16H103L102 14H104L103 13V8H105L106 9V6L107 5H109ZM240 4H241V2H240ZM258 5H259V3H257ZM263 4H264V2H263ZM263 4H261L260 5V7L261 6H263ZM241 5H243V3L241 4ZM238 6H239V4H238ZM244 6V5H243ZM243 6H241V9H242V7ZM248 6V7H249ZM111 8V9H112ZM224 7H222L221 8V12H222V9H223ZM229 8V7H228ZM239 8H240V6H239ZM245 8V7H244ZM249 9V8H248ZM262 9H263V12H264V6L262 7ZM261 9V10H262ZM227 10V9H226ZM231 10H233V9H230V15L232 14V12H231ZM240 10V9H239ZM243 10V9H242ZM260 10V11H261ZM105 11H107V9L105 10ZM241 11V10H240ZM249 11V10H248ZM226 12V13H225ZM225 12H222V13H225V18L226 19H228L229 20V13H228V10L227 11H225ZM242 12H244V11H242ZM252 12V14H254ZM258 12V11H257ZM210 14H212L211 12H209ZM245 13V12H244ZM248 14H249V12H248ZM251 14V13H250ZM257 14V13H256ZM55 16V17H54ZM253 16H255V15H252V17ZM261 16H262V14H261ZM104 17H105V15H104ZM228 17V18H227ZM251 17V16H250ZM251 17V18H252ZM232 18H234V17H232ZM255 18V17H254ZM36 19V20H37ZM264 19V18H263ZM37 20V21H38ZM231 20V22L230 23H234L233 21L234 20H232V19H230ZM251 21L250 22H253L252 21V19H250ZM254 20V19H253ZM35 21V20H34ZM255 21V20H254ZM263 22V21H262ZM106 23H108V24H106ZM255 23V22H254ZM77 25V28L76 29H74L73 30V32L74 33H72V34H70L68 31H66V29L65 28H67L68 29V27H72V26H74V25ZM250 24V23H249ZM105 25V26H104ZM260 25V23H258V26ZM251 26V25H250ZM261 26H262V24H261ZM264 26V25H263ZM119 27V26H118ZM252 27H254L253 25H252ZM3 28V29H4ZM64 28V29H63ZM114 28V30H116ZM248 28V27H247ZM256 28V27H255ZM257 28H261L262 30H263V28L262 27H257ZM4 29V30H5ZM9 29V28H8ZM260 29V30H261ZM34 30L36 31V33H38L37 34V36L33 33L34 32ZM249 30V29H248ZM255 30V29H254ZM6 31V30H5ZM44 31H46V33H43ZM258 31V30H257ZM256 31V32H257ZM264 31V30H263ZM11 32V31H10ZM51 32H52V34H51ZM114 32V33H113ZM249 32V31H248ZM253 32V31H252ZM260 32V31H259ZM12 33V32H11ZM43 33V34H42ZM251 33V32H250ZM249 33V34H250ZM263 33V32H262ZM248 34V35H249ZM259 34V33H258ZM252 35V38L254 39V41H256L257 42V40H258V37L256 36V33L254 32V33H252L251 34ZM261 35V34H260ZM249 37V36H248ZM2 38V37H1ZM7 38V37H6ZM10 38V37H9ZM12 38H14V37H12ZM42 39V42L41 43H39L38 42V40L39 39ZM250 38V37H249ZM248 38V39H249ZM251 39V38H250ZM252 39V40H253ZM10 40H12V39H10ZM10 40H9V42H10ZM259 40H260V38H259ZM258 40V42L259 43H257V44H261V43H263V42H261V41H259ZM263 40V39H262ZM12 42V41H11ZM207 42H209V40H207ZM251 42V41H250ZM250 42H249V44H250ZM255 42V43H256ZM261 42V43H260ZM254 42L252 43L253 45L255 44ZM66 44V46L64 47V45ZM256 44V45H257ZM252 45V46H253ZM262 45V44H261ZM259 46V45H258ZM249 50L252 48L251 47V45H249ZM263 47V49L261 50V52L263 53L264 52V46H262ZM262 47H260V49L262 48ZM252 50V49H251ZM250 50V51H251ZM253 51H254V48H253ZM258 51V50H257ZM17 52V51H16ZM48 52V53H47ZM148 52H150V51H148ZM255 52V51H254ZM260 52V53H261ZM46 53V54H45ZM84 53V52H83ZM252 53V52H251ZM259 53V52H258ZM254 54V53H253ZM252 54V55H253ZM256 55V54H255ZM263 55V54H262ZM150 56V53H149V55H148V57ZM254 56V55H253ZM257 56V55H256ZM255 57V56H254ZM70 58V57H69ZM256 58V57H255ZM258 59L260 58V57H257ZM257 58H256V61H257ZM263 58H264V55H263ZM252 59H253V57H252ZM262 59V58H261ZM68 60V59H67ZM66 60V61H67ZM106 61V60H105ZM253 61V60H252ZM261 62H259L258 61V64H257V66H253L254 68H251L250 66V68L251 69H253L252 70V73H253V77L254 78H256V76H257V74H258V76H259V74H260V80H264V59L263 60H260ZM253 62H255V61H253ZM260 63H263V64H260ZM252 64V63H251ZM254 64V63H253ZM84 65V67H86L87 66V64H83ZM255 65V64H254ZM249 68V70H251ZM83 69H85V68H83ZM63 72V73H61V72ZM85 71V70H84ZM83 71V72H84ZM247 72H249L248 71V69L246 70ZM244 72L246 75H247V72ZM24 73L26 74V78L24 79ZM61 73V74H60ZM80 73L82 74V71H80ZM244 73L242 74L243 76H244ZM251 72L249 73V74H252ZM248 74V75H249ZM46 75L48 76V77H50L48 80H47V78L48 77H46ZM235 75H237V74H235ZM239 75V74H238ZM238 75L237 76H234V77H238ZM51 76H52V78H51ZM91 76V73L89 74V76L88 77H90ZM82 77L84 78V79H82L81 80V84H83L84 83V85H86L87 86V84H85V76H84V74L82 75ZM231 78H232V76H230ZM233 77V78H234ZM249 77V76H248ZM247 77V78H248ZM19 78H21V81H19ZM71 78V79H70ZM73 78H74V76H73ZM75 78H77V76H75ZM235 78V79H236ZM241 78V77H240ZM249 78H251V77H249ZM254 78H252V82H255V79ZM18 79V83L16 82V80ZM230 79V78H229ZM246 79V78H245ZM47 80V81H46ZM242 80H244L243 78L241 79V81L240 82H242ZM248 80V79H247ZM247 80H245V81H247ZM227 81V80H226ZM231 81H232V79H231ZM233 81H235V80H233ZM18 84L17 86L18 87H15V84L16 83ZM64 82V83H63ZM67 82V83H66ZM80 82V81H79ZM258 82V81H257ZM237 83V82H236ZM244 83V82H243ZM243 83H242V85H243ZM249 83V82H248ZM259 83V82H258ZM262 83V82H261ZM247 84V83H246ZM250 84V83H249ZM260 84V83H259ZM263 84V83H262ZM200 85V84H199ZM225 85V87H226V84H224ZM236 85V84H235ZM241 85V86H242ZM86 86H84V87H86ZM202 86V85H201ZM237 86V85H236ZM239 86H240V84H239ZM244 86H246V85H244ZM244 86H242V87H244ZM261 86V85H260ZM88 87V86H87ZM138 87H140V86H138ZM137 87V88H138ZM196 87V86H195ZM230 87V86H229ZM233 87H235V86H233ZM238 87V86H237ZM236 87V88H237ZM248 87V86H247ZM199 88V87H198ZM201 88V90H202V88H204V86L203 87H200ZM199 88V89H200ZM206 88H208V87H206ZM210 88V87H209ZM228 88V87H227ZM236 88H232V90H234V89H236ZM255 88V87H254ZM256 88H258V86L256 87ZM139 89H141V88H139ZM138 89V90H139ZM194 89V88H193ZM226 89V88H225ZM224 89V90H225ZM231 89V88H230ZM229 89V90H230ZM238 89H239V87H238ZM241 89V88H240ZM245 89V88H244ZM134 90H137V89H134ZM192 90V89H191ZM191 90H190V92H191ZM207 90V89H206ZM213 90V89H212ZM227 90V89H226ZM228 90V91H229ZM257 90V89H256ZM49 91H53L52 93H48ZM140 92L138 93H136L137 95H140V96H142V95H144V91L143 90H139ZM195 91V89L193 90V92ZM204 91V90H203ZM208 91V90H207ZM210 91H211V89H209V92H208V94H210ZM238 91V90H237ZM242 93H243V88H242ZM240 91V92H241ZM248 91V90H247ZM246 91V92H247ZM250 91V96H251V90H249ZM248 91V92H249ZM253 91V90H252ZM259 91H262V88L260 89L259 88ZM263 91H264V88H263ZM59 92H60V94H59ZM147 92V91H146ZM189 92V91H188ZM187 92V93H188ZM188 93V94H190V95H186L187 96V98H186V96H184L186 99H187V101H189L190 103L191 102H198L200 99V97H202L201 95H199V92H200V90L198 91V95L200 96L199 98H198V101H197V96L198 95H196V93H197V90H196V92L195 93ZM206 92V91H205ZM214 92V91H213ZM219 92V91H218ZM225 92V91H224ZM231 92V91H230ZM229 92V93H230ZM233 92V91H232ZM247 92V93H248ZM186 93V94H187ZM204 93V92H203ZM216 93V92H215ZM214 93V94H215ZM222 95H223V93L222 92H220ZM228 93V92H227ZM228 93V94H229ZM254 94H255V92H253ZM252 93V94H253ZM258 93V92H257ZM202 94V93H201ZM220 94V95H221ZM259 94H260V92H259ZM262 94V93H261ZM260 94V95H261ZM207 95V93H205V96ZM219 95V94H218ZM264 95V94H263ZM207 96H209V95H207ZM224 96V95H223ZM222 96V97H223ZM236 96V95H235ZM239 96V95H238ZM237 96V97H238ZM254 95H252V97H253ZM8 97H11L10 99H12V100H9V103H11V101H14L15 103V106H16V103H18V102H21L22 103V105H21V107H20V105L18 104V106H19V108H13L11 105V107L13 108V110L11 111L9 108H11L10 106H8L7 105V99H8ZM183 97V98H184ZM211 97V96H210ZM221 96H219L218 98H220ZM221 97V98H222ZM225 97V96H224ZM236 97V98H237ZM243 97V99L244 98H247V99H249L248 98V96L247 97H244V96H242ZM255 97V96H254ZM253 97V98H254ZM263 97V96H262ZM205 98H207V103L209 104L211 101L210 100H213V99H210V100H208V98L209 97H205ZM217 98V99H218ZM235 98V97H234ZM202 99H204V97L202 98ZM232 99H233V97H232ZM231 99V100H232ZM255 99V98H254ZM253 99V100H254ZM260 99V98H259ZM176 100V99H175ZM216 100V99H215ZM228 100H230L229 98H228ZM234 100V99H233ZM232 100V101H233ZM245 100V99H244ZM250 100V99H249ZM253 100H251L250 102H254ZM256 100H257V98H256ZM263 100V99H262ZM179 101H181L180 99H179ZM186 100H185V102L187 103L186 105L187 106H189V104H188V102H187ZM201 101V100H200ZM204 101V100H203ZM210 101V102H209ZM225 101H227L226 99L224 100V102L223 103H227V102H225ZM243 101V100H242ZM182 102H183V99H182ZM184 102V103H185ZM202 102V101H201ZM200 102V103H201ZM228 102H231V101H228ZM235 103H233L234 104V106L232 105V103H231V108H229L228 107V104H226L227 106V108H228V110H227V108H225L228 112H230V113H232L234 116L235 115H240V114H242V115H245V117L244 118H249V116L252 114L253 115V117H251L253 120H251L250 118H249V120L247 121L248 122V125H247V128H244L243 129V125H242V123L239 125V120L236 118V116H235V118H234V120H232V119H230L229 120V122L227 123L228 125H230V126H232V129L234 130L235 129V132L233 131V133L231 134L232 136H231V138H230V140H231V143L233 142V143H236V144H238L241 140H243L241 137L239 138V135L240 134H242V133H245V132H248L249 134H255V132H256V130H252V129H254V127L253 126H251V125H258V123H260V122H263L264 123V112H262V111H264V110H262L263 108H264V104L262 105V104H259V105H262V106H259V111H257V109L256 110H252L253 108H255L256 107V105H253L254 107H252V109H249V108H244L243 106L246 104V102H245V104L241 107L240 105L241 104H239L238 102L236 103V101H234ZM241 102V101H240ZM244 102V101H243ZM249 102V103H250ZM263 102V101H262ZM8 103V104H9ZM199 102L198 103H194V106H195V104H200ZM205 103V101L203 102V104ZM206 103V104H207ZM222 103V104H223ZM261 103V102H260ZM178 104H180V103H178ZM192 104V103H191ZM203 104H200L201 106L203 105ZM205 104V106H207V107H205L206 109V111L207 110H209L210 112H211V108H213L214 110V113H215V110L216 109H218V111L216 110V112L218 113L219 112V114H223V112L224 111H222L224 108L223 107H219V106H215V105H217L218 103L216 102V104L215 105H212L213 103L211 102V105L209 104V106L208 105H206ZM221 104V105H222ZM248 104V103H247ZM246 104V105H247ZM132 105H133V103H132ZM135 105V104H134ZM193 105V104H192ZM199 105V106H200ZM225 105V104H224ZM257 105H258V101H257ZM14 106V105H13ZM199 106H196L197 107V109H195V111H197L198 110V107ZM201 106H200V108H201ZM230 106V105H229ZM250 106H251V104H250ZM250 106H247V107H250ZM225 107V106H224ZM133 108L134 107H132L130 104H128V105H124V106H122V107H119V108H115V106H114V108H112V110L114 109V111L115 112H117L118 111V113H122V115L124 114V113H128V112H130V114H128V116H124L125 118H126V121L129 123V121L131 122L130 124H127L126 123V127H128L129 125H132V118L133 117H135L136 115L133 113V115H132V112H134V111H132L133 110ZM195 108V107H194ZM187 109V108H186ZM185 109V110H186ZM184 110V111H185ZM189 110V109H188ZM202 110V109H201ZM262 110V111H261ZM5 111V112H4ZM132 111V112H131ZM190 111V110H189ZM189 111H187L188 113H190ZM205 111V112H206ZM212 111V112H213ZM261 111V112H260ZM89 112L90 111H88V112H85L86 114H85V116L84 117H80L81 118V120H82V118H83V120H84V122L87 120L88 122H91L92 124H91V127L89 128V130L90 129H93L94 131H95V125H96V122L94 123V122H92L93 120H91V119H93L91 116H93L92 114H91V116H90V114H89ZM187 112H185V113H187ZM193 112V111H192ZM201 112V111H200ZM200 112H196V113H199L200 114ZM209 112V113H210ZM212 112H211V115H212ZM226 112V111H225ZM84 113V112H83ZM97 113V112H96ZM114 113V112H113ZM194 113V112H193ZM196 113H194V115L196 114ZM202 113V112H201ZM207 113V112H206ZM206 113H203L202 115H200L201 117L199 118V119H197V121H194L195 122V128L192 126V127H189L190 129L192 128V130H193V128L195 129V132L197 131L198 133H199V131L200 132H202L203 130H205V131H209L210 130V128L208 127V125H209V123H206L207 121H206V119H205V115H206ZM208 113V114H209ZM214 113H213V115H214ZM216 113V114H217ZM229 113V114H230ZM240 113V114H239ZM258 113H259V117H257V116H255V115H258ZM262 115H261V114ZM114 114H117V113H114ZM143 114V113H142ZM205 114V115H204ZM232 114H231V117H232ZM255 114V115H254ZM147 114H146V112H145V115L144 116H146ZM183 115V114H182ZM242 115H241V118H242ZM251 115V116H252ZM140 116H142V115H140ZM163 116V115H162ZM162 116H160L161 118H164V116L162 117ZM179 116V115H178ZM181 116V115H180ZM184 116V115H183ZM207 116V115H206ZM208 116H210V115H208ZM207 116V117H208ZM216 116V115H215ZM215 116H214V118H215ZM219 115H217V117H218ZM223 116L225 117V114H223ZM226 116H227V113H226ZM123 117V118H124ZM157 117V116H156ZM177 117V116H176ZM182 117V116H181ZM192 117V116H191ZM190 117V118H191ZM193 117H195V119H196V116H193ZM192 117V118H193ZM199 117V115H197V118ZM212 117V116H211ZM216 117V118H217ZM224 117H222V115H221V122L222 123H224ZM124 118V119H125ZM141 118H143V116L141 117ZM153 117H151V119H152ZM158 118H159V116H158ZM172 118V117H171ZM188 118V117H187ZM191 118V119H192ZM227 118H228V116H227ZM258 118H260V119H258ZM94 119H95V117H94ZM144 119V118H143ZM154 119V118H153ZM157 119V118H156ZM155 119V120H156ZM168 119V118H167ZM172 119H174V117L172 118ZM178 119V118H177ZM180 119V118H179ZM178 119V120H179ZM212 119V118H211ZM96 120V119H95ZM115 119H113V121H114ZM145 120V119H144ZM159 120V119H158ZM170 120V119H169ZM215 120V119H214ZM214 120L212 121V120H210V121H212V122H214ZM243 120H246V119H243ZM242 120V121H243ZM259 120H261V121H259ZM80 121V120H79ZM78 121V122H79ZM86 121V122H87ZM133 121H134V119H133ZM152 121V120H151ZM157 121V120H156ZM186 121V120H185ZM184 121V122H185ZM192 121V120H191ZM220 121V120H219ZM219 121L218 122H216V123H214V124H218L219 123ZM259 121V122H258ZM77 122V121H76ZM82 122V121H81ZM83 122V124H86V122L84 123ZM142 122V121H141ZM140 122V123H141ZM153 122H154V120H153ZM153 122H152V124H153ZM159 122V121H158ZM157 122V124H159ZM160 122H162V120H160ZM171 122V121H170ZM170 122H165V121H163L162 122V125H163V123L165 124H169L168 126H167V129H168V127H169V130H173V132H174V134H176L175 136H176V138L177 139H182L183 137H185V132H186V128L184 127V126H186V125H184L183 127V130L185 129V132L184 131H180V130H182V129H177V126L179 125L178 123H179V121H177L176 123L178 124V125H175V127L173 126L174 124H176V123H173V121H172V123H173V125H170ZM184 122H183V124H184ZM221 122H220V124H221ZM244 122V121H243ZM246 122V121H245ZM244 122V123H245ZM246 122V123H247ZM119 123V122H118ZM125 123V122H124ZM136 122H134L133 124H135ZM138 123V122H137ZM140 123H138V124H135V126H139V127H135V126H133V127H135V128H137V130H134V131H138L139 129H140ZM186 123V122H185ZM249 123H250V125H249ZM76 124V123H75ZM82 124V125H83ZM95 124V125H94ZM143 124H146V122L145 121H143ZM154 124H156V122L154 123ZM153 124V130H154V127H155V129H156V126ZM156 124V125H157ZM161 124V123H160ZM182 124V125H183ZM188 124V123H187ZM208 124V125H207ZM219 124V125H220ZM71 125H73V123L71 124ZM89 125V124H88ZM116 125H120V124H116ZM151 125V124H150ZM162 125H161V129H162ZM212 125H213V123H212ZM211 124H210V126H212ZM218 125V128H222V126L220 125L219 126ZM264 125V124H263ZM67 126V127H68ZM85 126V125H84ZM90 126V125H89ZM97 126V125H96ZM118 126H117V128H118ZM121 126V125H120ZM119 126V127H120ZM143 126H145V125H143ZM163 126H165V125H163ZM171 126H173V127H171ZM188 126H190V125H188ZM52 127H53V129H52ZM65 127H66V125H65ZM64 127V128H65ZM74 127V126H73ZM73 127H71L72 129H73ZM159 127V126H158ZM217 127V126H216ZM225 127V126H224ZM228 127V126H227ZM226 127V128H227ZM253 127V128H252ZM256 127H258V126H256ZM255 127V128H256ZM260 127V126H259ZM258 127V128H259ZM69 128V127H68ZM70 128V129H71ZM83 128V127H82ZM85 128V127H84ZM111 128V127H110ZM114 128V127H113ZM130 128V127H129ZM132 128V127H131ZM151 128H149V136L147 135V137H148V140L146 139V142L148 141V147H150L149 146V144L151 143V144H153L154 143V141H155V138L157 137H155V133L156 132H153V130L151 131ZM159 128V129H160ZM182 128V127H181ZM188 128V127H187ZM188 128V129H189ZM213 128V127H212ZM211 128V129H212ZM218 128H216V129H218ZM249 128V129H248ZM252 128V129H251ZM262 128V127H261ZM264 128V127H263ZM262 128V129H263ZM52 129V130H51ZM80 129V131H82L81 130V128H79ZM108 129H109V127H108ZM112 129V128H111ZM123 129V133H124V128H122ZM128 129V128H127ZM134 129V128H133ZM164 129V128H163ZM187 129V130H188ZM228 129V128H227ZM247 129L249 130V131H247ZM252 131H251V130ZM260 129V128H259ZM76 130H78V128L76 129ZM75 130V131H76ZM93 130L91 131V133H90V131H88V127L87 128H85L84 129V131L83 132H85V135L87 136V140H88V138H92V140L91 139H89V140H91V141H93V140H95L96 139V137H93ZM116 130H119V129H116ZM130 130V129H129ZM143 130H145V131H147L148 129L145 127V129H142L141 131H143ZM157 130V129H156ZM155 130V131H156ZM168 130V131H169ZM65 131H66V129H65ZM74 131V132H75ZM79 131V130H78ZM78 131H76L75 132V134H77V133H79ZM109 131H113V129L112 130H109ZM120 131H121V128H120ZM128 131V130H127ZM133 131V132H134ZM166 131V130H165ZM228 131H230V130H228ZM232 131H230V132H232ZM263 131V130H262ZM261 131V132H262ZM97 132H99V130L97 131ZM97 132H95V134L97 133ZM121 132V133H122ZM129 133H125L126 135H128L129 134V137H131V135H134V133L133 134H131L130 135V131H128ZM157 132H158V130H157ZM160 132V131H159ZM158 132V133H159ZM172 132V131H171ZM189 132H190V130H189ZM188 132V133H189ZM192 132H194V131H192ZM196 132V133H197ZM210 132H212V131H210ZM221 133H222V131H220ZM223 132H225L224 130H223ZM258 132V131H257ZM71 133V132H70ZM69 133V134H70ZM118 133V132H117ZM117 133L115 134L116 136L115 137H117ZM123 133H122V135L120 136V137H125L124 135H123ZM132 133V132H131ZM147 133V132H146ZM162 133H165L164 131H162ZM217 133H219V132H217ZM216 133V134H217ZM229 133V132H228ZM234 133L236 134V136H238L237 137V139H236V137H235V139L236 140H232V137L233 136H235L234 135ZM248 133H246L247 135H248ZM259 133V132H258ZM263 133H264V131H263ZM74 133H72L70 136H72ZM110 134H111V132H110ZM143 134H145V133H142V135ZM170 134V133H169ZM173 134V133H172ZM190 134V133H189ZM189 134H188V139H186L187 140V144L183 141V139L182 140H180V141H183L186 145H187V147H186V149L188 148V147H192L193 149H192V151L194 150V148L196 147V145H195V147H193L194 145H192V141L194 140V139H192V141H191V139L189 138V137H191L192 135L194 136L195 135V133L193 134V133H191L192 135L191 136H189ZM200 134V133H199ZM199 134H197V135H199ZM203 134H205V132L203 131ZM202 134V135H203ZM207 134V133H206ZM225 134V133H224ZM223 133L221 134V135H223L224 136V138L226 139V136L224 135ZM245 134V135H246ZM54 135V134H53ZM80 135V134H79ZM82 135V134H81ZM80 135V136H81ZM135 135L137 136V135H139V133L137 132V134L135 133ZM140 135H141V133H140ZM139 135V136H140ZM141 135V136H142ZM156 135H157V133H156ZM166 135V134H165ZM186 135H187V132H186ZM201 135V134H200ZM211 135H213V134H211ZM258 136H260L259 134H257ZM263 134H261V136H262ZM52 136V135H51ZM76 136H78V134L76 135ZM82 136H84V135H82ZM94 136H97V135H94ZM109 136V135H108ZM111 136V135H110ZM136 136H134V137H136ZM166 136H168V135H166ZM165 136V137H166ZM219 137H220V133H219V135H218ZM230 136V133H229V135L227 136V137H229ZM251 137H252V135H250ZM260 136V137H261ZM79 137V136H78ZM113 137H114V135H113ZM114 137V138H115ZM147 137H145V138H147ZM169 138L168 139H170L171 138V134L168 136ZM199 137V136H198ZM209 137V136H208ZM210 137H213V136H210ZM215 137H216V135H215ZM259 137V138H260ZM70 138V139H69ZM84 138H86L85 136H84ZM95 138V139H94ZM114 138H112V139H114ZM126 138V137H125ZM132 138V137H131ZM137 138H138V136H137ZM140 138H142V137H140ZM163 138L164 137H162V136H160L159 137V139L161 140H163ZM186 138H187V136H186ZM196 138V137H195ZM201 138V137H200ZM206 138H207V136H206ZM217 138V137H216ZM221 138L223 139V137L221 136ZM247 138V137H246ZM253 138V137H252ZM68 139H69V141H68ZM98 139V138H97ZM109 139H110V137H109ZM112 139H111V141H112ZM117 139V138H116ZM115 139V140H116ZM119 139H121V138H119ZM124 139V138H123ZM122 139V140H123ZM127 139V138H126ZM139 139V138H138ZM137 139V140H138ZM143 139V138H142ZM142 139H139V140H142ZM166 139V138H165ZM167 139V140H168ZM174 140V138H171L170 140H168L167 142L169 143H171V140ZM199 138H197L196 139V141L198 140ZM202 139V138H201ZM212 140H214L213 138H211ZM218 139V138H217ZM216 139V140H217ZM220 139V138H219ZM225 139H223L224 141H225ZM245 139V138H244ZM249 139V138H248ZM262 139L264 140V137H262ZM125 140V139H124ZM159 140V141H160ZM205 139L203 138L201 141H200V143L202 142V141H204ZM207 140V139H206ZM227 140V139H226ZM255 140V139H254ZM257 140V139H256ZM97 141V140H96ZM94 142L93 144H95V143H97V142ZM106 141V140H105ZM144 141V140H143ZM158 141V140H157ZM158 141V142H159ZM180 141H178V142H180ZM208 141H210V139L208 140ZM228 141V140H227ZM227 141L225 142V143H227ZM253 141V140H252ZM262 141V140H261ZM106 142H110V141H106ZM115 142V141H114ZM117 142V141H116ZM120 141H118L117 142V144L119 143ZM145 142V141H144ZM143 142V143H144ZM156 142V141H155ZM161 142H164V144H165V142L166 141H161ZM174 141H172V143H173ZM177 142V143H178ZM205 142V141H204ZM217 142V141H216ZM221 142H222V140H221ZM220 142V143H221ZM229 142V141H228ZM246 142V141H245ZM248 142H249V140H248ZM247 142V143H248ZM251 142V141H250ZM249 142V143H250ZM256 142V141H255ZM72 143V141L70 142V144ZM110 143H112V144H109L108 146H111V145H113V142H110ZM130 143V142H129ZM157 143V142H156ZM167 143V144H168ZM175 143H176V141H175ZM175 143H174V146H175ZM176 143V144H177ZM196 142H194V144H195ZM198 143H199V140H198ZM206 143V142H205ZM204 143V144H205ZM218 143V142H217ZM225 143L223 142V145H225ZM242 143H244V142H242ZM248 143V144H249ZM253 143V142H252ZM260 142H258V144H259ZM262 143V142H261ZM73 144V143H72ZM108 144V143H107ZM115 144V143H114ZM125 144H127V143H124V148H122L123 146H122V144H121V148H122V151H123V149H125V151H127L129 148V145H128V147H127V145H125ZM139 144H142V142L141 143H139ZM147 144V143H146ZM146 144H144L145 146L143 147V148H145L146 147ZM150 144V145H151ZM158 144H160V146H161V143H158ZM164 144L161 146L162 148V150H164V149H166V147L164 148L163 146H164ZM166 144V145H167ZM185 144H183V145H185ZM197 144V143H196ZM207 144V143H206ZM209 145L211 144V143H208ZM228 144V143H227ZM230 144V143H229ZM241 144V143H240ZM245 144V143H244ZM247 144V145H248ZM75 145V144H74ZM97 145V144H96ZM104 145V144H103ZM106 145V144H105ZM118 145H120V144H118ZM134 145V148L135 149H137V150H139V149H141V150H139L140 152L142 151V148H141V146L139 147V149H138V147L136 148L135 146H136V144H133ZM165 145V146H166ZM181 145H182V142H181ZM198 145V144H197ZM215 145V144H214ZM241 145H243V144H241ZM261 145V144H260ZM72 146V145H71ZM107 146V145H106ZM114 146H116V144L114 145ZM114 146H112V147H114ZM132 146V145H131ZM139 146V145H138ZM142 146H143V144H142ZM152 146H154V144L152 145ZM157 146V145H156ZM200 146V145H199ZM201 146H204L205 147V145H201ZM200 146V147H201ZM211 146H213V145H211ZM217 146V145H216ZM243 146H246V144L245 145H243ZM68 147H70V146H68ZM77 147V146H76ZM155 147V146H154ZM169 147V146H168ZM170 147H171V145H170ZM172 147H173V145H172ZM171 147V148H172ZM176 147H177V145H176ZM178 147H180V146H178ZM182 147V149H184L183 147L184 146H181ZM198 147V146H197ZM196 147V148H197ZM203 147V148H204ZM210 147V146H209ZM233 147H235L234 145H233ZM257 147V146H256ZM255 147V148H256ZM262 147H263V145H262ZM73 148V147H72ZM116 148H118V146L116 147ZM121 148L119 147V149L121 150ZM175 148V147H174ZM211 148V147H210ZM216 148V147H215ZM226 148H227V146H226ZM240 148V147H239ZM247 148H250L249 146L247 147ZM252 148V147H251ZM254 148V147H253ZM254 148V149H255ZM106 149V148H105ZM111 149V148H110ZM160 149V147L158 148V146H157V151ZM179 149H181V148H179ZM181 149V150H182ZM186 149H185V151H186ZM189 149V148H188ZM201 149V148H200ZM230 149V148H229ZM231 149H232V147H231ZM73 149H71L70 151H72ZM114 150V149H113ZM119 150V151H120ZM130 150V149H129ZM129 150L127 151L128 152V154L126 155H124L123 153V155H124V157L122 158V156L121 157H119V159L120 158H122L121 160H119L118 158V162H120V164H121V167H123V169L125 168H127V165H129L130 167H128V169H129V173H127V171L126 172H124V173H127V174H129V175H131L132 177L133 176H139L137 173H139L140 171L141 172H143L144 171V166H143V170H141L142 168L141 167H139L140 168V171H139V169H138V162H139V160H138V162H137V159H138V156H136L137 154L134 152V150H132L133 152H129ZM153 150H154V148H153ZM155 150H156V147H155ZM161 150V151H162ZM171 150H173V148L172 149H170V151ZM177 149H175L174 151H176ZM196 150V149H195ZM194 150V151H195ZM205 150V152H211L212 150H213V148L211 149V151H209L210 149L206 146V149H204ZM218 150H220V153L218 152V154L220 155V156H216L218 159H219V161L223 164V162H224V164H225V162L226 161H224L223 160V156H224V153L227 151H225V149L224 148H219ZM236 150H238V149H236ZM247 150V149H246ZM249 150V149H248ZM121 151V152H122ZM125 151H124V153H125ZM138 151V152H139ZM143 151H146V152H142L143 154H147L148 155V157H147V159L148 160H152V162L154 161L153 160V158L154 157H156V156H154L153 155V158H151L150 156H152V153L154 152V151H152V149H151V147L149 148V150H148V148H147V150H146V148H145V150L143 149ZM173 151V152H174ZM178 151V150H177ZM184 151V150H183ZM184 151V152H185ZM202 151H203V149H202ZM233 151H234V149H233ZM239 151V150H238ZM240 151H242L241 149H240ZM239 151V152H240ZM250 151V150H249ZM260 152H261V150H259ZM114 154H117V153H115V151H112ZM120 152V153H121ZM126 152V153H127ZM159 153H160V155L162 154L160 151H158ZM164 152V151H163ZM172 152V151H171ZM181 152V151H180ZM189 152L190 151H188V155H189ZM196 152H199V150L197 151L196 150ZM195 152V153H196ZM204 152V153H205ZM228 153H233V152H229V151H227ZM254 152V151H253ZM72 153H73V155H76L75 154V152L74 151H72ZM71 153V154H72ZM108 153V155H109V151L107 152ZM119 153V152H118ZM158 153V154H159ZM165 153H166V151H165ZM182 153V152H181ZM180 153V154H181ZM191 153V152H190ZM192 153H194V152H192ZM203 153V152H202ZM201 153V154H202ZM214 153V152H213ZM213 153H212V155H213ZM238 153V152H237ZM114 154H112L113 155V158H114ZM138 154H141V153H138ZM157 154V153H156ZM157 154V155H158ZM167 154V153H166ZM170 154V156L171 155H173V154H171V153H169ZM176 154V153H175ZM185 154H187V153H185ZM198 154V153H197ZM200 154V155H201ZM211 154V153H210ZM234 154V153H233ZM242 154V153H241ZM257 154H259V153H257ZM118 155V154H117ZM117 155H115L116 157H117ZM142 155V154H141ZM147 155H143V158H144V156H147ZM176 155H178V154H176ZM182 155V154H181ZM180 155V156H181ZM199 155V156H200ZM206 154H204L203 156H205ZM217 155V154H216ZM238 155H240V153L238 154ZM245 155V154H244ZM243 155V156H244ZM253 155V154H252ZM264 155V154H263ZM106 156H107V154H106ZM119 156V155H118ZM159 156V155H158ZM157 156V157H158ZM168 156V155H167ZM166 156V159H168L169 157H167ZM174 156V155H173ZM173 156H171L170 157V159H173L172 157ZM187 156V155H186ZM206 156H209V154L207 153V155ZM233 156V155H232ZM236 156V155H235ZM242 156V158L243 159H245L244 157ZM248 156V155H247ZM259 156V155H258ZM135 157H137V158H135ZM156 157V158H157ZM160 157V156H159ZM165 157V156H164ZM177 157H179V156H177ZM192 157H193V155H192ZM215 157V156H214ZM213 157V158H214ZM18 158H21V159H19V162L17 163V162H15V161H17V159ZM74 158V162L73 163H75L74 164V166L73 167H75L76 165H77V157L76 156H74L73 157ZM109 158H111L110 156H109ZM161 158V157H160ZM159 158V159H160ZM162 158H163V156H162ZM179 158H181V157H179ZM183 158V157H182ZM185 158V157H184ZM191 158V157H190ZM201 158V157H200ZM206 158V157H205ZM209 158H211V157H209ZM227 158H229V156L227 157ZM234 158H236V157H234ZM239 158H241V156L239 157ZM116 159V158H115ZM139 159H141V157L139 158ZM146 159V158H145ZM186 159V158H185ZM184 159V161L186 162L187 161V159H189V157L185 160ZM202 159H204V157L202 158ZM225 159H226V157H225ZM231 159H232V157H231ZM238 159V158H237ZM249 159V158H248ZM63 160H64V157H63ZM67 160H69V162H71L70 161V158H68ZM114 160V159H113ZM112 160V158H111V161H113ZM148 160H145L146 162L148 161ZM164 160V159H163ZM175 160H178V159H175ZM174 160V162H176ZM180 160H183V159H180ZM234 161H236V159H233ZM233 160H232V163H233ZM110 161V160H109ZM115 161V160H114ZM145 162L144 161V159L143 160H141V162ZM150 161H148L147 163H146V165H148V167L147 168H149L150 166H149V164H150ZM161 161H162V159H161ZM160 161V162H161ZM168 161V163H169V160H167ZM166 161V162H167ZM171 161V160H170ZM179 161V160H178ZM213 161H214V159H213ZM244 161V160H243ZM248 161H250V160H248ZM115 162H117V161H115ZM117 162V163H118ZM155 162V161H154ZM153 162V163H154ZM158 162V161H157ZM156 162V163H157ZM163 162V161H162ZM180 162V161H179ZM190 161H188V162H186L185 164H187L188 165V163H189ZM191 162H192V160H191ZM194 162V161H193ZM192 162V163H193ZM208 162H210L209 160H208ZM237 162H239L238 160H237ZM3 163V164H2ZM67 163V165H65ZM112 163V162H111ZM114 163V162H113ZM133 163H134V165H136L135 166V168L133 169V167L134 166H132L133 165ZM216 163L217 162H215V166H216ZM246 162H244V164H245ZM16 164H18V166H20V167H16L17 165ZM139 164H140V166H141V163L139 162ZM143 164V163H142ZM159 164V163H158ZM163 164V163H162ZM161 164V165H162ZM169 164H172L171 162L169 163ZM184 164V165H185ZM229 164V163H228ZM117 165H119V164H117ZM145 165V164H144ZM156 165V164H155ZM173 165V164H172ZM240 165V164H239ZM247 165H248V163H247ZM252 165H253V163H252ZM65 166H67V167H65ZM132 166V167H131ZM159 167H160V169H161V166L160 165H158ZM167 167H168V165H166ZM169 166H171V165H169ZM183 166V165H182ZM181 166V168L183 169V167ZM186 166V165H185ZM225 166H226V164H225ZM230 166H231V164H230ZM242 166V165H241ZM119 167V166H118ZM153 167V166H152ZM166 167V168H167ZM172 167V166H171ZM174 167V166H173ZM189 167V166H188ZM227 167V166H226ZM120 168V167H119ZM151 168V167H150ZM154 168V171H156L157 172V170H155V169H157V168H155V167H153ZM178 168V167H177ZM190 168V167H189ZM220 168V167H219ZM222 168V171L221 172H217V173H220V174H217L216 172V174H215V183L216 184H214L213 186L215 187V188H219V187H217V186H220V185H218V183L220 182V180L222 181V184L223 183H225L226 181V179L224 178V176L222 177V175L225 173L224 171L226 170V169H223V166L221 167ZM230 168V167H229ZM232 168V167H231ZM230 168V169H231ZM242 168V167H241ZM243 168H245V170H246V167H243ZM254 168V167H253ZM255 168H257V166H255ZM160 169H158L159 171H160ZM169 169V168H168ZM234 169V168H233ZM252 169V168H251ZM264 168H262V170H263ZM70 170V171H71ZM121 170H122V168H121ZM162 171H165V173H166V170H163V169H161ZM178 170V169H177ZM176 170V171H177ZM180 170V169H179ZM178 170V171H179ZM188 170V169H187ZM190 170H192L191 168H190ZM205 170V169H204ZM240 170V169H239ZM247 170H249L248 168H247ZM256 170V169H255ZM259 170V169H258ZM258 170H256V171H258ZM69 171V172H70ZM150 171V170H149ZM153 171V170H152ZM158 171V172H159ZM161 171V172H162ZM183 171V170H182ZM228 171V170H227ZM226 171V175L228 176V173L229 172H227ZM251 171V170H250ZM249 171V172H250ZM254 171V170H253ZM260 171V170H259ZM123 172V171H122ZM134 172V173H133ZM145 172V171H144ZM142 173V174H144V175H142V176H144L145 177V173ZM168 172H170V171H168ZM172 172V171H171ZM181 172V171H180ZM184 172V171H183ZM188 172V174H189V171H187ZM224 172V173H223ZM243 172H248V171H243ZM255 172V171H254ZM253 172V173H254ZM132 173H133V175H132ZM148 173H150V172H148ZM154 173V172H153ZM164 173V172H163ZM162 173V176H161V179H163L165 176H167V174L165 175V174H163ZM178 174H179V172H177ZM182 173V172H181ZM180 173V174H181ZM190 173H192V172H190ZM232 173H234L233 171H232ZM240 173V172H239ZM238 173V174H239ZM70 174V176L68 177V175ZM135 174H137V175H135ZM141 174V173H140ZM151 174H152V172H151ZM151 174H149V175H151ZM155 174V173H154ZM173 174H175V177L173 178V175H172V173L171 174H168L169 175V177H171V178H173V182L175 183V181L177 182L178 181V179H180V178H178V174L176 175V173H173ZM195 174V173H194ZM234 174H236V170H235V173ZM234 174H232V175H234ZM250 174V173H249ZM3 175H1V177L3 176ZM121 175L123 176V174L121 173ZM120 175V176H121ZM128 175V178L130 179V178H132V177H130ZM148 175V174H147ZM148 175V176H149ZM159 175H160V173H159ZM163 175H165V176H163ZM181 175H183V174H181ZM196 175V174H195ZM198 175V174H197ZM200 175V174H199ZM218 175V176H217ZM225 175V174H224ZM248 175V174H247ZM263 175H264V173H263ZM66 176H67V178H69L70 179V181L68 180L67 181V178H66ZM119 176V177H120ZM126 176V175H125ZM148 176L146 177V178H148ZM184 176V175H183ZM182 176V177H183ZM186 176V175H185ZM184 176V177H185ZM191 176H193V175H191ZM231 176V175H230ZM230 176H229V178H230ZM236 176H237V174H236ZM241 176V175H240ZM239 175L237 176V177H240ZM0 177V178H1ZM71 177V178H70ZM124 177V176H123ZM153 177H155V175H153ZM152 176H150V180L153 178ZM160 177V176H159ZM168 177V178H169ZM195 177V176H194ZM194 177H191V178H189V176H188V180L186 179V181L185 180H183V182L185 181V185L186 186H184L183 188H182V192H181V195L179 196V197H172V203L171 202H169L168 201V206H167V204H165V203H167V202H163L164 204H163V207H165V206H167V208L168 207H170V209H171V211H172V213H173V210H174V205H175V203L177 204V200L178 199H181V201L183 202H189V203H192V202H194L195 200L197 201V196H199V197H201V195L203 194L204 195V197H205V195L208 193V194H210L211 193V190L213 189V186H209V187H206L205 185L203 186V184L201 183V180H199L200 181V183L202 184H199L198 183V181L197 182H192V183H195V184H198L199 185V187H196L197 188V190H198V188L201 190H198V191H200L199 193H198V191L195 189V185L193 186V184H192V186H190L191 185V181H193V180H191L190 181V179H192V178H194ZM203 177V176H202ZM202 177H201V179H202ZM233 176H231V178H232ZM237 177H234L235 179L237 178ZM246 177V176H245ZM245 177H244V179H241V180H246L245 179ZM249 177V176H248ZM256 177V176H255ZM94 178V177H93ZM115 178V177H114ZM122 178V177H121ZM127 178V179H128ZM134 179H135V181L137 180L136 179V177H133ZM138 178V177H137ZM142 179H143V177H141ZM167 178V177H166ZM178 178V179H177ZM196 178V177H195ZM194 178V179H195ZM230 178V179H231ZM241 178V177H240ZM242 178H243V176H242ZM251 178V177H250ZM254 178V177H253ZM128 179V180H129ZM149 179V178H148ZM154 179V178H153ZM156 179V178H155ZM160 178H157V180H159ZM228 179V178H227ZM247 179H249V178H247ZM255 179V178H254ZM95 180V179H94ZM93 180V181H94ZM106 180H108V179H106ZM115 180H116V178H115ZM140 180V177L138 178V181ZM170 180V179H169ZM181 180V179H180ZM216 180H217V182H216ZM229 180V179H228ZM238 180V179H237ZM250 180V179H249ZM3 179H2V183H3ZM76 181V180H75ZM79 181V180H78ZM84 181V180H83ZM103 181V180H102ZM123 181V182H122ZM134 181V182H135ZM137 181V182H138ZM141 181L142 180H140V183H141ZM156 180H154V182H155ZM162 181H164L165 182V180H161L160 182H161V184H162ZM170 181H172V180H170ZM195 181V180H194ZM203 182H204V178H203V180H202ZM225 181V182H224ZM68 182V183H67ZM79 182H81V184H83L82 183V181H79ZM86 182V181H85ZM104 182H105V180H104ZM130 182V181H129ZM129 182H128V184H129ZM167 182H169L168 180H167ZM167 182H165L166 183V186H163L161 189L159 188V186H157L159 189H160V191H159V189L158 188H156L155 190H157L158 189V191L160 192V194H159V192H158V194L160 195V196H162V199H164V198H168V197H170V195H171V193L172 194H174V196H175V194H177L176 192H173V191H171L172 190V188L170 187V186H168L169 184H171L170 182L167 184ZM180 182V181H179ZM232 182H234V181H232ZM236 182H238V181H236ZM239 182H240V180H239ZM12 183V184H11ZM75 183H77V181L75 182ZM113 183H115V182H113ZM131 183V182H130ZM245 184H246V182H244ZM248 183H250V182H248L247 181V185H248ZM261 183V182H260ZM117 184V183H116ZM124 184H126V183H124ZM137 184V183H136ZM142 184V183H141ZM141 184H139V185H141ZM143 184L141 185V186H143ZM160 184V185H161ZM179 184V183H178ZM204 184H207L206 182L204 183ZM220 184H221V182H220ZM239 184V183H238ZM244 184V185H245ZM0 185H2L1 183H0ZM164 185V184H163ZM172 186H174V184L172 183L171 184ZM182 185H184V184H181V186ZM251 185V184H250ZM76 186V187H77ZM124 186V185H123ZM132 186V185H131ZM141 186H137V187H135V188H138V190L139 189H141L142 187ZM155 186H156V183H155ZM176 186V185H175ZM174 186V187H175ZM197 186V185H196ZM208 186V185H207ZM222 186V185H221ZM220 186V187H221ZM239 186V185H238ZM249 186V185H248ZM3 187V186H2ZM77 187V188H78ZM85 187V186H84ZM161 187V186H160ZM173 187V188H174ZM177 187V186H176ZM178 187H179V185H178ZM192 188V187H194V188H192L191 189V191L189 192V190H190V188ZM223 187V186H222ZM235 187L237 188V184H236V186H234V188L232 189V190H234L235 189ZM242 187V186H241ZM72 188H73V186H72ZM77 188H75V189H77ZM92 188H93V190H92ZM128 188H130V187H128ZM134 188V189H135ZM181 188V187H180ZM253 188V187H252ZM257 188L258 187H256L255 189L257 190ZM260 188V187H259ZM258 188V189H259ZM74 189V188H73ZM79 189V188H78ZM144 189V188H143ZM171 189V190H170ZM175 189V188H174ZM179 189V188H178ZM193 189H195V190H193ZM221 189V188H220ZM242 189V188H241ZM261 189V188H260ZM50 190V191H51ZM142 190V189H141ZM175 190H177V188L175 189ZM174 190V191H175ZM185 190V191H184ZM193 190V191H192ZM216 189H214L213 191H215ZM223 189H221V190H217V192L218 191H222ZM238 191L237 192H239V194H238V196L240 195V193L242 192L241 190H240V188L239 189H237ZM240 190V191H239ZM245 190V189H244ZM54 191V190H53ZM55 191V192H56ZM170 191H171V193H170ZM195 191V192H194ZM196 191H197V195L195 194L196 193ZM245 191H249V190H245ZM261 191V190H260ZM0 192V193H1ZM47 192H48V194H47ZM220 192H218V194H221ZM223 192H225V190H223ZM233 192H236V191H233ZM237 192H236V194H237ZM153 193H156V194H153ZM214 193V192H213ZM212 193V194H213ZM216 193V192H215ZM215 193H214V195H215ZM243 193H244V191H243ZM247 194H248V192H246ZM259 193V192H258ZM2 194V193H1ZM47 194V195H46ZM50 194H51V192H50ZM135 194H137V196H136V198L135 197H133ZM146 194H148V195H150V197H152L153 198V203H152V205H150V203H149V200L150 199H148V197H147V195ZM207 194V195H208ZM217 194V193H216ZM223 194V193H222ZM46 195V196H45ZM80 195H82V196H80ZM86 195H87V197H86ZM131 195H132V197L133 198H135V199H133L132 197H131ZM178 195V194H177ZM176 195V196H177ZM202 195V196H203ZM233 195H235V193L233 194ZM232 195V196H233ZM166 196H168V197H166ZM172 196V195H171ZM216 196V195H215ZM220 196V195H219ZM231 196V195H230ZM251 196V195H250ZM48 197V196H47ZM64 197V198H65ZM129 197V198H128ZM157 197H159V196H157ZM199 197H198V199H199ZM222 197H223V195H222ZM59 198V197H58ZM129 199V201H128V199ZM132 198V199H131ZM171 198V197H170ZM202 198V197H201ZM200 198V199H201ZM235 198V197H234ZM236 198H237V196H236ZM242 198H243V196H242ZM41 199V200H40ZM177 199V200H176ZM222 199H224V200H227L228 201V203H227V205L228 204H230L229 203V201L232 199V197H231V199L229 200V196H228V199H225V197H223ZM239 199H240V197H239ZM41 201V203H39L38 201ZM159 200V199H158ZM224 200H223V202H222V204H224V203H226V202H224ZM15 201H17V205H16V211L14 212V214L12 213L11 215H10V213L12 212V208H14L13 207V202L14 203H16ZM181 201H179V202H181ZM219 201H222V200H218V202ZM32 202H33V204H32ZM150 202H152V201H150ZM157 202V205H158V201H156ZM155 202V203H156ZM161 201H159V203H160ZM179 202H178V204H179ZM54 202H52V204H53ZM237 203V202H236ZM13 204V205H12ZM32 204V205H31ZM51 205V204H50ZM54 205H56V203H54ZM53 205V206H54ZM160 205H162V204H160ZM165 205V206H164ZM218 205V204H217ZM221 205V204H220ZM219 205V206H220ZM10 206H12V208H11V210H10ZM48 206V205H47ZM53 206H51V207H53ZM58 206V205H57ZM57 206L55 207L56 208V210H57ZM76 206H78L79 208H77V210H76ZM224 206V205H223ZM37 207V206H36ZM41 207H42V205H41ZM124 207H125V209H127V210H125L124 209ZM159 208H160V206H158ZM162 207V206H161ZM40 208V207H39ZM47 208V207H46ZM48 208H49V206H48ZM55 208H53V209H55ZM219 208H221V207H219ZM43 209V208H42ZM151 209V210H150ZM154 209H156V208H154ZM158 209V208H157ZM164 209V208H163ZM162 209V210H163ZM14 210V209H13ZM46 210V209H45ZM59 210V209H58ZM125 210V211H124ZM160 211H161V208L159 209ZM168 210H169V208H168ZM5 211V212H4ZM47 211V210H46ZM126 212V213H124V212ZM156 211V210H155ZM155 211H154V213H155ZM167 211V210H166ZM38 212H40L39 210H38ZM57 212V211H56ZM59 212V211H58ZM162 212V211H161ZM164 212V211H163ZM52 213V214H51ZM60 213H57V214H60ZM170 214V213H168V215H173V214ZM7 214H9V216L7 215ZM16 214L17 215H20L21 217H19V218H17V220H18V223H17V225H16V227H14L13 225H12V223H15L13 220L15 219L16 220ZM50 214H51V216H50ZM54 215V214H53ZM56 215V214H55ZM54 215V216H55ZM65 215L67 216V217H65ZM155 215V214H154ZM153 215V217H152V219L156 216V215H158L157 213H156V215L154 216ZM163 215V214H162ZM168 215H166V216H168ZM60 216V215H59ZM62 216H61V218H62ZM147 216H145V218L147 217ZM164 216V218H165V215H163ZM18 217V216H17ZM169 217V216H168ZM167 217V218H168ZM55 218V219H54ZM156 218V217H155ZM152 219H149V220H151V221H153ZM169 219H171L170 217H169ZM206 219V218H205ZM204 219V220H205ZM16 220V221H17ZM29 220V221H28ZM113 220L111 221V222H113ZM157 220H158V218H157ZM156 220V221H157ZM160 220V219H159ZM161 220H162V217H161ZM172 221H174L173 219H171ZM127 222V223H126ZM153 222H155V221H153ZM160 222H163V221H160ZM169 223H170V220L168 221ZM207 222V221H206ZM24 223H27L28 224V226L26 227L25 226V224ZM149 223L150 224H152V225H154L153 223H151L150 221H149ZM149 223H147V224H149ZM165 223H167V222H165ZM172 223V222H171ZM174 223V222H173ZM205 223V221L203 222L202 221V223H201V225H203ZM16 224V223H15ZM114 223H112V225H113ZM116 224V223H115ZM159 224V223H158ZM158 224H156L157 226H158ZM104 225H106V224H104ZM111 225V224H110ZM155 225V226H156ZM162 225H164V224H162ZM170 225V224H169ZM114 226H116V225H114ZM148 227L150 226V225H147ZM161 226V225H160ZM159 226V227H160ZM165 226V225H164ZM166 226H168V225H166ZM151 227V226H150ZM169 227V226H168ZM62 228L64 229V230H62ZM119 228V229H118ZM126 228H128V227H126ZM147 228V227H146ZM146 228H145V230H146ZM152 228H153V226H152ZM106 229V228H105ZM104 229V230H105ZM116 229V230H115ZM144 229V228H143ZM151 229V228H150ZM149 229V230H150ZM126 230V229H125ZM127 230H129L130 231V229H127ZM136 230H133V231H135L136 232ZM152 230V229H151ZM151 230H150V232H151ZM71 231H70V233H71ZM132 231V230H131ZM130 231V232H131ZM143 231V233H144V230H142ZM141 231V232H142ZM154 231H156V230H154ZM105 232V233H106ZM134 232V233H135ZM147 233L149 232L148 231V229H147V231H146ZM149 232V233H150ZM157 232H158V230H157ZM156 232V233H157ZM161 232V231H160ZM159 232V235L161 234ZM194 232V231H193ZM116 234V232H113L112 234L111 233H108V234H111L110 235V237L111 236H114L115 234ZM126 233V232H125ZM129 233V232H128ZM132 233V232H131ZM131 233H129L130 235H131ZM146 233V234H147ZM152 233V232H151ZM31 234V235H30ZM114 234V235H113ZM118 234V233H117ZM123 234H124V232H123ZM133 234V233H132ZM137 234V233H136ZM145 234V233H144ZM167 234H168V232H167ZM167 234H165L166 236H167ZM194 234V235H193ZM193 234H191V236L193 235L194 237H198V236H200V235H198V234H196L195 232L193 233ZM64 235V234H63ZM125 235V234H124ZM141 235H143V234H141ZM151 235V234H150ZM107 235H105V237H106ZM109 236V235H108ZM108 236H107V238H108ZM118 236H120V235H118ZM152 236V235H151ZM192 236V237H193ZM65 237V239H66V235L64 236ZM110 237H109V244H110ZM122 237H124V236H122ZM127 237V236H126ZM126 237H125V239H126ZM129 237V236H128ZM127 237V238H128ZM131 237V236H130ZM130 237H129V239H130ZM55 238V239H54ZM115 238V237H114ZM114 238H112L113 239V241H114ZM118 238V237H117ZM116 238V239H117ZM121 238V237H120ZM166 238V237H165ZM54 239V240H53ZM60 239H62V238H60ZM64 239V240H65ZM85 239V240H86ZM106 239V238H105ZM128 239V240H129ZM155 238H153L152 240L153 241H156V240H154ZM74 240V241H73ZM120 240V239H119ZM127 240V241H128ZM162 240V239H161ZM167 239H165V241H166ZM91 241V240H90ZM116 241H118V240H116ZM115 241V242H116ZM131 241V240H130ZM163 241V240H162ZM111 242H112V240H111ZM114 242V243H115ZM118 242H120V241H118ZM132 242V241H131ZM130 242V243H131ZM139 242V241H138ZM143 242V241H142ZM141 242V243H142ZM145 242V241H144ZM152 242V241H151ZM175 242V241H174ZM177 242V241H176ZM175 242V243H176ZM50 243H49V246H50ZM82 243V242H81ZM90 243V242H89ZM95 243V245L93 246L94 248H95V250L96 251H99V253H98V257L99 258H101V257H103V259L101 260V261H105L104 259H106V257H110V259L112 260V261H114V263L115 264H122V263H120L119 261L120 260H117V262L118 263H116V261L114 260L115 259V257L113 258V255L111 254V253H113V252H111L110 254L108 253V252H110V251H106L107 252V254H105V252L104 251H102L101 250V248H100V245H99V243L98 242H93V244ZM113 243V242H112ZM146 243V242H145ZM179 243H181V245H182V241L181 242H179ZM85 244V243H84ZM116 244V243H115ZM118 244V243H117ZM116 244V245H117ZM123 244H124V242H123ZM132 244V243H131ZM136 244V243H135ZM133 245L132 247H133V250L134 251H137V254L139 255V256H143V257H141L142 258V260L143 261H145V263L144 264H152V262H149L148 261V258H150V260H151V258L153 257V256H151V257H148L147 255H144V254H150V255H153V253H154V255L156 256V257H158V260L157 261H153L154 263L153 264H157V263H160V261H162L163 260V258H159V256H157L158 255V247L157 246H155L156 244H154V248H152V246H151V248H150V246L149 245H145V246H143V247H141L140 246V248L138 247V243H137V245ZM140 244V243H139ZM152 244V243H151ZM150 244V245H151ZM174 244V243H173ZM52 245V244H51ZM110 245H112V244H110ZM121 245H122V243H121ZM47 246V245H46ZM49 246H47V248H49ZM55 246V245H54ZM56 246H57V244H56ZM55 246V247H56ZM113 247H114V245H112ZM118 246H119V244H118ZM179 246H180V244H179ZM87 247V246H86ZM91 247H92V245L91 246H89V250H92L91 249ZM92 247V248H93ZM116 247V246H115ZM114 247V248H115ZM126 247V246H125ZM69 248V249H68ZM68 250L65 252V253H67L66 254V259H65V262H64V264H74V262H75V260H74V257H73V252H74V250H73V248H74V246H73V244L71 243V246L69 247L68 246ZM38 249H40V248H38ZM45 249V248H44ZM118 249V248H117ZM165 249V248H164ZM18 250H22L21 252H17ZM88 250V249H87ZM94 250V249H93ZM107 250H109V249H107ZM119 250V249H118ZM117 250V251H118ZM40 251V250H39ZM44 251V250H43ZM46 251V250H45ZM86 251V250H85ZM111 251H114V249L112 250L111 249ZM119 251H121V250H119ZM153 252L152 254L151 253H147V252ZM167 251V250H166ZM166 251H165V253H166ZM170 251V250H169ZM168 251V252H169ZM184 251H186V249H184L183 251H181V253H183ZM41 252V251H40ZM87 252V251H86ZM91 252L92 251H90V254H91ZM93 252H95V251H93ZM92 252V253H93ZM116 252V251H115ZM114 252V253H115ZM79 253V252H78ZM96 253V252H95ZM94 253V254H95ZM113 253V254H114ZM118 253V252H117ZM120 253V252H119ZM122 253V252H121ZM119 254V255H122V254ZM109 254V255H108ZM116 254V253H115ZM27 255H29V254H27ZM26 255V256H27ZM32 255V254H31ZM30 255V256H31ZM80 254H78V256H79ZM88 255H89V253H88ZM92 255V254H91ZM149 255V256H150ZM161 255V254H160ZM181 255V254H180ZM180 255H177V256H175L176 257V259H177V261L176 262H174V264H184V262L182 261V259H180ZM25 256V257H26ZM29 256V257H30ZM77 256V257H78ZM96 256V257H97ZM118 256V255H117ZM124 256V255H123ZM126 256V255H125ZM124 256V257H125ZM128 256V255H127ZM163 256V255H162ZM28 257V258H29ZM33 257V256H32ZM90 257V256H89ZM120 257V256H119ZM122 257V256H121ZM124 257H122V259L124 258ZM133 257V256H132ZM161 257V256H160ZM18 258H16V259H18ZM80 258V257H79ZM126 259L125 260H123L124 261V264H130V262L132 261V259H131V255H130V261L129 260H127L128 259V257H125ZM154 258V257H153ZM13 259H15L14 257H13ZM19 259V260H20ZM24 259V258H23ZM88 259V258H87ZM109 259V260H110ZM118 259V258H117ZM119 259H121V258H119ZM122 259H121V261H122ZM175 259V258H174ZM212 259H214V258H212ZM18 260V261H19ZM109 260H107L106 259V261H109ZM110 260V261H111ZM134 260H135V257H134ZM134 260H133V262H134ZM139 260V259H138ZM137 260V261H138ZM24 261V260H23ZM41 261V260H40ZM43 262H44V259L42 260ZM110 261H109V263H110ZM159 261V262H158ZM230 261V260H229ZM22 262V261H21ZM25 262V261H24ZM31 263H34V261L32 262V261H30ZM29 262V263H30ZM136 262V261H135ZM149 262V263H148ZM23 263V262H22ZM21 263V264H22ZM30 263V264H31ZM45 263V262H44ZM43 263V264H44ZM103 263H105V262H103ZM108 262H106L105 264H107ZM108 263V264H109ZM114 263H111V264H114ZM138 263V262H137ZM140 263H142L143 264V262L141 261V259H140V262H139V264ZM41 264V263H40ZM136 264V263H135ZM161 264V263H160ZM221 264H228V262H227V260L226 261H224L223 259H221Z\"/></svg>","mask_w":264,"mask_h":264}]
</instances>
